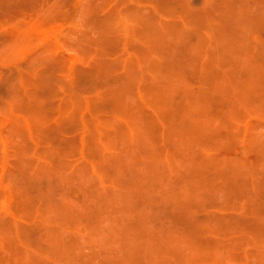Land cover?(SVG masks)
<instances>
[{"label": "rangeland", "instance_id": "1", "mask_svg": "<svg viewBox=\"0 0 264 264\" xmlns=\"http://www.w3.org/2000/svg\"><path fill=\"white\" fill-rule=\"evenodd\" d=\"M37 1H41V2H37ZM124 1L126 3H124L123 0H121V1L120 0H67V1L66 0H30V1L29 0H22V1H20V0H0V81L3 78V75H5L4 78L2 79L3 84L0 82L1 83V85H0V223L3 221V223H5V224H0V228L2 225H3V227L5 225L7 227V225L11 224V227H10V225H9V227H7L8 232H6V233L8 235H6L4 233L7 230L6 227H4V228L2 227L1 228L2 230L0 229V264H38V263L39 264H108L109 259H111V260L117 259L116 261L114 260L115 263L116 264H119V263L122 264L124 261L120 260V258H122V257L127 258L128 257L127 255L131 254L129 252L128 248H130L131 249L130 251H132V252H135V250H137V254H135L136 252L133 253V254H135V256L137 255V258L132 254L131 255V258H132L131 261L129 259L130 258V256H129V258H127L128 261L125 260V263H123V264H136V263L140 264V262H138L139 260L143 264H146V261H147V264H158V261H159V264L160 263L162 264L165 262H166V264H260V263L264 264V245L262 246V244L264 243V241L262 243V238L264 236V222H263L264 221V215H263L264 214V205H263V202H264V185H263L264 184V173H262V172H264V171H262V170H264V159H263L264 158V154H263L264 153V148H263L264 147V105H263V103H264V101H263L264 100V95H263L264 94V82H263L264 81V79H263L264 78V74H263L264 73L263 72L264 67L261 68V66H260L261 62H262V65H264V61H262V60H264V54H262V53H264V48H262V45L264 42V35H263L264 34V28H262V27H264V18L262 16H264V15L263 14H262V16L260 15L262 13L261 9L264 13V0H237L239 2H237L235 0H223V2H221L222 0H218V1L215 0L216 1L215 7H213L214 6L213 5L214 0H165V1H163V0H155V1L154 0H152V1L151 0H145V1L144 0H137V2H136V0H124ZM224 1L227 3L225 4ZM21 2H23L24 4ZM107 2H109V3H107ZM118 2H119V4H117ZM169 2H170V4H169ZM191 2H192V5H191ZM201 2H202V5L200 4ZM205 2L208 4L207 5L204 4ZM165 3H168V4L166 5ZM177 3H178V5H177ZM187 3H189L191 5L190 8H188L189 4H187ZM12 4L13 5L15 4L16 7H14L15 5L13 6ZM68 4L71 8L69 6H67ZM114 4H115V7H114ZM158 4H159V6H158ZM10 5H12L14 9ZM118 5H119V7H118ZM130 5H133V6L131 7ZM134 5L136 6V9L134 8ZM170 5H172V6L170 7ZM197 5H199L200 9H202L204 7L205 12L207 14L205 13L206 14L205 15L203 13L204 8L202 10H199ZM9 6L12 9H10ZM112 6H113V8H112ZM176 6L177 7L179 6L180 9H179V7L176 8ZM223 6H224V8H223ZM127 7H129V8H127ZM163 7H165V8H163ZM225 7H226V9H225ZM149 8H150V10H149ZM167 8H169V10L170 9L172 10V8H173V9H175L174 11H177V10L178 11L174 12L173 10L172 11L170 10V13H169ZM194 8H197L199 11L197 10L194 12ZM257 8H258V10H255ZM88 9H89V11H88ZM126 9H127V16L125 15ZM133 9H134L135 13L137 12L136 14H134V12H131V11H133ZM163 9H164V13H163ZM191 9H193L192 11L194 12L193 17L192 16L190 17V15H192V13H193V12L191 13ZM208 9H209V11L211 10V12L209 13V14H211V17L208 15V12H207ZM159 10L163 14L161 12H159ZM186 10L189 11L191 14L189 15V12H186ZM12 11H13V13H11ZM5 12H7V13H5ZM256 12L257 13L261 12V13H258V15H257ZM3 13L7 14L6 18H5L6 15H4ZM112 13H113V15H112ZM130 13H132V14H130ZM184 13H185V15H184ZM195 13H196V15H197V13H199V18H201V19H198V18L197 19L199 21L201 20V22H198V20L195 19L196 17H198V15L195 16ZM212 13L215 16H212ZM251 13H253V14L251 15ZM99 14H101V15H99ZM104 14H105V16H104ZM137 14H139L138 17H140L141 19L136 17ZM181 14H182V16L184 15L185 17L184 16L182 17ZM254 14H255V17H254ZM106 15H107V17H106ZM108 15H110V16H108ZM128 15L132 19H129ZM168 15H169V17H168ZM170 15H171V17H170ZM113 16H114V19H113ZM186 16L187 17L189 16L188 18H190V19H187ZM194 16H195V18H194ZM102 17H104L103 18L104 20L101 19ZM109 17H110V19H109ZM151 17H153V18H151ZM203 17H205V18H203ZM212 17L215 19L212 20ZM58 18H60V19H58ZM95 18H97L98 20L96 19L97 20L96 21ZM155 18H156V21H154ZM185 18L187 21L185 20ZM202 18H203V20H202ZM208 18L209 19L211 18V19L209 20ZM231 18H232V20H231ZM144 19H145V21L146 20L147 21L145 22ZM206 19H208V20H206ZM105 20H108V22L106 21L108 24L105 22ZM138 20H140V21H138ZM102 22H104L103 24H107V25H109V23L112 22L114 26H112V24H110L109 26L102 25ZM165 22H167V23H165ZM169 23H173V24H169ZM202 23H204V24L206 23L205 25L209 24V26H207L209 29H207V27H205V26H204L205 30L202 26L198 27V25L199 26L204 25ZM210 23H211V25H210ZM154 24H156L157 26ZM178 24H179V26H178ZM249 24L251 26H249ZM91 25L93 28L91 27ZM149 25H150V27H149L150 29H148ZM174 25H175L176 29H175ZM212 25L214 26L215 29L212 28L213 27ZM94 26H95V28H94ZM104 26H105V28H104ZM110 26H112L113 28L112 27L110 28ZM215 26H217L218 29L220 26V35H216V34H219V30L216 29ZM221 26H223V28ZM252 26H253V28H252ZM102 27H103V29H102ZM152 27L154 30L151 29ZM158 27H159V29H158ZM168 27L169 28L174 27L173 29H175V30H173V29L169 30ZM210 27H211V30H210ZM106 29H108V30L106 31ZM221 29H222V31H221ZM226 29L230 32L232 31L231 35L230 34L228 35V31ZM93 30H96V31H94V33H93ZM98 30H99V32H98ZM209 30L212 33L209 32ZM252 30H253V32H252ZM73 31H75L77 33V35ZM86 31H87V33H85ZM114 31L116 33H114ZM201 31H202V33H204V36L201 34ZM70 32L74 33L75 35L70 33ZM136 32H139V33L137 34ZM199 32H200V34H199ZM233 32L236 33V34H234L235 36L233 35ZM41 33H43V35ZM187 34H188V36H187ZM97 35H99V36L101 35V37H99ZM112 35H115L116 37L112 36ZM146 35L148 37H144ZM196 35L198 36V38L196 37ZM225 35L227 36V38ZM89 36H92L93 39L91 40V38ZM161 36H162V38H160ZM215 36H216V38H215ZM223 36H225V37H223ZM232 36H234L235 38ZM97 37H99L98 39L100 41L98 39H95ZM102 37H105V38H103V40H102ZM217 37H219V38H217ZM50 38H51V40H50ZM114 38H115L114 41L117 43H115L113 41ZM200 39L202 41H204L205 43L204 42L202 43V41L200 42L199 41ZM147 40H148V42H146ZM168 40H169V43L167 44ZM229 40H230L231 44L228 43ZM231 40H233L234 42H232ZM84 41H88L90 43L88 44V42H84ZM101 41H102V43H100ZM112 41L114 44L112 43ZM177 41H180L181 44ZM78 43H79V45H77ZM91 44H93V45H91ZM115 44H117V45H115ZM226 44H230V46L226 45ZM76 45L79 47H77ZM99 45L101 46L100 48H99ZM118 45H119V47H118ZM194 45L196 46V48L194 47ZM224 45H226V46L224 47ZM158 46H159V49H158ZM200 46H201V48H200ZM202 46L204 47V49ZM227 46L231 47V49L229 48V50L232 51L230 53H231V56L233 59H231L230 53L227 51L228 50V48H226ZM263 47H264V45H263ZM160 48L162 50L161 54H159ZM199 48L201 51L199 50ZM219 48H223V49L225 48L226 50L224 49L225 50L224 51L221 49L222 51L220 50V52H219V50H216ZM47 49H48V51H47ZM49 49H50V51H49ZM184 50L188 51V52H185ZM137 51H139V52H137ZM143 51L145 52L144 55L142 53ZM217 51H218V57L216 55ZM259 51L261 52V54L258 55ZM52 52H54V53L49 54ZM81 52H83L82 55H81ZM105 52H106V54H104ZM165 52H167V53H165ZM227 52L229 54H227ZM250 52H251V54H250ZM45 53H46L47 57H44V60H43V56H45ZM85 53H87V55H85ZM187 53H189V54H187ZM185 54H187V56H185ZM48 55H50V56H48ZM59 55L61 57H63L67 62L64 61V59L61 58ZM88 55L90 56L89 58H88ZM133 55H136V56H133ZM182 55L185 56V58L183 60L186 62H183V60L182 61L180 60L181 57H183ZM260 55H261V57H260ZM262 55H263V59H260V58H262ZM120 56H121V58H120ZM241 56H244L243 57L244 60H243V58L242 59L240 58ZM104 57H105V59H103ZM136 57H137V59H136ZM38 58H39V60H38ZM255 58H256V62L253 60ZM133 59L137 60L136 63H135V60H133ZM31 60L33 63L31 62ZM178 60H180L181 62ZM217 60H221V61H217ZM232 60H234V61L236 60V61L233 62ZM245 60H246V62H245ZM165 61H167V63H165ZM170 61H172L171 62L172 70L170 69L171 68L170 64H168V63H170ZM176 61H178L179 63L177 62V65L175 66ZM253 61H254V65H253ZM259 62H260V64H259ZM65 63H66V65H65ZM77 63H79V64H77ZM137 63H138V65L136 66ZM222 63L224 64V66ZM240 63H242V69H240L241 66L238 67V65ZM117 64H118V66L121 65V68H118V66L116 67ZM130 64L132 65L133 68L131 67ZM156 64L159 66V68L156 66ZM178 64H179V66H178ZM25 65H27L26 68L24 67ZM133 65H135V66H133ZM165 65H167V66H165ZM75 66H80V67L77 68ZM164 66L167 67V69ZM168 66H169L170 72H168V70H169ZM174 66H175V68H178V70L177 69L174 70V68H173ZM254 66H256V68ZM27 67H29V68H27ZM30 67L32 69L33 68H35V69H33V71H31L32 69ZM95 67H97V68H95ZM135 67H137V68H135ZM162 67H163V70L161 69ZM179 67H180V69H179ZM253 67L255 68V70ZM76 68L79 70H77ZM100 69H101V72L99 71ZM135 69H137V70L134 71ZM216 69H218V71L215 73ZM66 70L68 71V73ZM160 70L163 72H161ZM164 70H166V71H164ZM196 70H197V73H196ZM224 70H225V72H224ZM250 70L251 71L254 70V71L251 72ZM261 70L263 73L261 72ZM29 71H30V73H29ZM90 71H92V73ZM97 71H98V73L99 72L100 73L98 74ZM106 71H107V73L105 74ZM175 71L177 72V74ZM178 71L181 73L178 74L179 73ZM246 71L249 72L251 76L248 73L246 75ZM133 72H135L136 74ZM258 72H261V77H260ZM25 73L28 75H26ZM254 73H257V74H254ZM91 74H93V75L91 76ZM119 74L120 75L123 74V75L120 76ZM215 74H217V75L214 78ZM125 75L129 76L130 78L125 76ZM168 75L172 76L173 79L175 80V82ZM222 75H223V77H222ZM262 75H263V77H262ZM11 76H12V78H8ZM93 76H95L96 78L95 77H94L95 79L92 78ZM106 76H108V77H106ZM111 76L112 77L114 76L115 80H113V78H110ZM147 76H149V78L151 77L150 80ZM163 76H164V78H163ZM218 76L220 77V79L222 78L221 82L218 79ZM31 77L34 79H32ZM60 77L63 79H59ZM194 77H195V79H194ZM210 77L217 81V83H216V81L213 80V83H215L214 87H213V83H211L212 79H210V82L207 79ZM107 78H109V79H107ZM124 78H125V80H124ZM131 78L136 79L137 85H136V82H134L135 80L133 81ZM169 78H171V79H169ZM223 78L228 79L229 82L227 80H224ZM261 78L263 79V81L261 80ZM10 79H13V81L11 80L12 82H10ZM23 79H24V82H23ZM27 79H29V80H27ZM233 79H234V81H233ZM16 80H17V82L15 84ZM102 80H104V81H102ZM151 80H153V81H151ZM155 80H157L158 82ZM169 80H170V82H169ZM243 80L249 81V82L247 81V83H248L247 89L248 90H246V89L239 90L241 88V86L243 87V85L246 84V82L242 83V82H244ZM61 81L63 83H61ZM66 81H68V82L66 83ZM122 81L123 82L126 81L129 85L126 83H125L126 84L125 85ZM128 81L131 82V85ZM159 81L160 82L164 81V83H166V84H162V83L160 84ZM172 81H173V83H172ZM240 81H242V82L240 83ZM8 82H10V84ZM64 82H65V84H64ZM75 82H76V84H75ZM113 82H116L117 84H115ZM132 82L134 83L133 85H132ZM150 82H151V85H150ZM156 82L160 84L161 90H160V88H158L159 85L156 84ZM233 82H236L237 84L233 83ZM143 83L144 84L146 83V84L144 85ZM210 83L212 84V86ZM219 83H221V85L224 89L221 87V85H219ZM225 83L226 84L229 83V84H227V87L225 86L226 85ZM54 84L58 85V86H55ZM110 84H112V85H110ZM168 84L170 86H172L173 84L176 86L173 85L174 88H172V87L168 88L167 87ZM232 84H234V85L236 84V86L232 87ZM11 85H12V87H10ZM179 85H180V87H179ZM216 85H217V87H216ZM228 85H230L231 87ZM4 86H6L7 89L4 88ZM14 86L15 87L19 86L21 88L16 87V89H17L16 90ZM25 86H26V88H25ZM53 86H55V87H53ZM92 86H94V87H92ZM119 86H120L121 90H120ZM125 86L129 89L127 92H126L127 88L124 89ZM152 86H154V87L157 86V87L156 88L153 87V89H155V90H153V94L152 93L150 94L151 91L148 89H150V87H152ZM181 86L183 87V89ZM224 86L227 89H228V87L230 89H228V91H227ZM249 86L251 88L253 87L254 90L252 91ZM13 87L15 89L14 91L12 89ZM33 87H35V88H33ZM68 87H69V89H68ZM96 87H97V91H96ZM165 87L167 88V90L166 89L164 90ZM178 87H179V89H182V92H181V90H178ZM237 87H239V88L237 89ZM2 88H4V89H2ZM122 88L124 89L123 92H122ZM10 89H12V90H10ZM21 89L23 90V93H22L23 95L21 94V91H22ZM28 89H30V91H28ZM77 89H80V90L77 91ZM114 89H116V91H113ZM241 89H243V88H241ZM258 89L263 94L259 93ZM2 90H4V91H2ZM51 90H52V93H51ZM104 90H106L107 95H106V92ZM118 90H120V92ZM145 90H148V96L147 95L145 96ZM151 90H152V88H151ZM175 90L178 92H176ZM185 90H187V92ZM230 90H232V91H230ZM238 90H239V93H238ZM249 90H251L252 92H250ZM112 91H113L114 95L116 93V97H114V95L111 94ZM165 91H166V93L168 92L167 93L168 95L167 94L163 95V92L165 94ZM219 91H221V93ZM254 91H256L257 94ZM217 92H219V94ZM224 92H226L227 95ZM230 92H232V93L228 94ZM235 92L239 95H236ZM244 92H246V93L244 94ZM75 93H77V95ZM90 93H93V94H90ZM117 93H119V94H117ZM174 93L175 94L176 93H182L184 95H182V94L175 95ZM216 93H217L218 97H216V95H215ZM241 93H242L241 98L242 97L244 98V99L242 98L243 100L239 97L241 95ZM10 94H11V96H9ZM25 94H27V95H25ZM108 94H111V95H108ZM146 94H147V92H146ZM172 94H174V96ZM208 94H210V95L208 96ZM211 94L213 96H215L216 98L215 97L212 98ZM223 94H225L227 97ZM261 94L263 95V97ZM117 95H119V99L117 98L118 97ZM126 95H127V97H126ZM201 95H202V98H201ZM233 95H234V97H233ZM7 96L14 97V100H13V98H12V100L15 103L11 102L12 101L11 98L7 100V98H9ZM74 96H76V97H74ZM81 96H82V98H81ZM103 96H105V97L107 96L108 98L106 99ZM167 96H169L170 99H168ZM26 97L29 101H27ZM64 97L65 98L67 97L68 99H65ZM92 97L93 98L97 97V99H95L96 101L98 100L97 105H96V101L91 100ZM121 97L123 100L121 99ZM174 97H175V99H174ZM205 97H206V99H205ZM207 97L211 101H209V99H207ZM230 97H233V99ZM235 97H238V98H236L237 101L239 102L238 104L235 103V102H237L234 99ZM103 98H104V100H103ZM115 98H117V100ZM190 98H192V100ZM37 99H40L42 102L40 100H37ZM200 99L201 100L202 99L208 100L209 103L213 102L214 100H216V101L213 102V104L212 103L209 104L207 101L204 102L203 100H202L203 101V103H202V101H200ZM21 100H22V103H21ZM68 100H69V102H67ZM73 100H74V102H73ZM118 100H119V102H118ZM126 100L128 102L130 100L132 102V104H131V102H129V104L126 102L125 103L126 108H125L124 103H122L120 101L125 102ZM217 100L218 101L220 100V101L217 103ZM234 100H235V102L233 105ZM244 100H245V102H244ZM248 100L250 101L249 105L246 103V102H248ZM35 101H36V104H35ZM38 101H40V102H38ZM44 101H46V102H44ZM56 101L58 103H56ZM64 101H66L67 104H65L66 102L64 103ZM199 101L201 103H199ZM242 101H243V103H242ZM115 102H118V104L114 105ZM141 102H143L144 105ZM251 102L253 104H255V103L256 104L253 105ZM29 103H31V104H29ZM121 103L123 105H121ZM172 103L174 105H175V103H177L178 105L176 104V106H175L177 108H175ZM206 103H208L209 105ZM244 103L246 105H248V107ZM260 103H261V105H260ZM27 104H28L29 108L27 107ZM139 104H140V106H139ZM155 104H157V105H155ZM184 104H185V106H184ZM201 104H202V107L200 106ZM227 104H228V106H227ZM250 104H252L251 105L252 109H254V110L256 109L253 113L255 114L257 111L258 115L255 116L254 114L253 115L250 114V113H252V109L250 110V108H251ZM258 104L260 107L258 106ZM38 105H39V110H37V107H36ZM132 105H134V108L132 107ZM180 105L182 106V109H181ZM189 105H191V106L189 107ZM196 105L198 106V108ZM242 105H245V106H242ZM54 106H55V109H54ZM66 106H68L69 109ZM91 106H93L94 109ZM136 106H138V107H136ZM170 106H172L174 109L171 110L172 107H170ZM210 106L211 107L215 106L216 108L212 107V111H211ZM233 106H238V107H233ZM240 106L243 107L242 108L243 110L240 108ZM82 107H84V108H82ZM169 107L171 109H169ZM179 107H180V109H179ZM186 107H187V109H185ZM244 107H246L245 108L246 110L244 109ZM258 107L260 108V110ZM79 108L80 109L82 108L81 112H80ZM132 108H133V112H132ZM206 108L209 109V110H206V112L207 111H209V112L207 114H203V113H206L205 112ZM233 108H235V109H233ZM257 108H258V110H257ZM13 109L15 111H18V113L14 114ZM20 109H21V111H19ZM28 109H29V111H28ZM33 109H34V111H33ZM41 109L45 113H48V115H47L48 117H46V114L44 112H43V114H45V115L43 116ZM77 109H79V111H76ZM237 109H241V110H239L237 113ZM181 110H183V111H181ZM185 110H188V112H185ZM198 110L202 111V112L198 113ZM203 110H204V112H203ZM22 111L24 112L23 114H25L24 117H23ZM36 111L38 112V115L36 114L37 113ZM233 111H235V113H237V117H236V114H234L236 118L232 114ZM246 111H247V114H246ZM87 112H89V113H87ZM101 112H104V113H101ZM109 112H110V114H109ZM6 113H8V114H6ZM40 113L42 115H39ZM62 113H64V114H62ZM77 113H79V114H77ZM118 113L119 114L121 113V114L119 115ZM177 113H179V114H177ZM197 113H198V117L196 116L198 118L197 120L190 118L192 116H193V118H196L194 116L197 115ZM28 114H31V115H28ZM132 114L137 116L139 120L136 117H133L134 120L132 117H129ZM143 114H146V115H143ZM148 114L150 115V117L152 116V119L151 118H149L150 120L147 119L149 117ZM154 114H157V115H155L156 117L153 118ZM189 114H191V115H189ZM202 114H203V116H202ZM222 114H223V116H225V119H228V121H226V120L222 121L221 120ZM228 114H230V115L228 116ZM172 115H173V119L176 117V115H178L177 116L178 119L173 120ZM179 115H180V117H179ZM187 115H189L190 117L188 118ZM75 116H76V118H75ZM120 116H122V118ZM126 116L128 117L127 120H126V118H127ZM143 116L146 118V120L143 118ZM227 116H228V118H227ZM245 116H247V118ZM42 117H43V119L41 120ZM89 117L91 120L89 119ZM168 117H169V119L171 117V119L173 120V122L171 119H170V121L168 120V122H170V124H168V122H167ZM186 117H187V119H185ZM206 117H208L209 120L212 122L211 123L212 127L210 124H208L210 122ZM239 117H241V118L245 117V119L240 120L241 118H239ZM26 118L28 120H26ZM110 118H111V120H110ZM204 118H206L207 121H203ZM223 118L224 117H222V119ZM238 118H239V120H238ZM72 119H73V121H72ZM104 119H106V120H104ZM76 120L79 123L76 124L75 123ZM131 120H132V122H134V125L136 124V126H134L132 122L131 123H132L133 127L130 126L131 123L129 124V121H131ZM135 120H137V123ZM148 120L149 121L152 120V121L147 123ZM192 120L194 123L192 122ZM190 121L193 123L194 126L190 123ZM224 121H225V124H224ZM232 121H233V123H232ZM234 121H236V122H234ZM241 121H243V123ZM140 122L143 124L141 125ZM159 122L162 124H160ZM227 122L231 123V125L234 127V129L231 125H230L231 126L230 127L229 124H227ZM107 123H109L110 125ZM116 123H119L121 126L119 124L117 125ZM138 123H139V125L137 126ZM171 123L174 124V127L171 126V125H173ZM177 123H178V125H177ZM204 123H205V125H204ZM236 123H238V124H236ZM104 124L109 125V127L104 126ZM166 124H168V125H166ZM185 124H189V125H185ZM222 124H223V127L225 125L224 128L222 127ZM51 125H53V126L56 125L58 127L55 126V128H54ZM122 125H123V127H122ZM202 125H204V126H202ZM50 126H51V129L49 130ZM77 126H81L80 127L81 129ZM143 126L145 128H148V130L145 129ZM166 126H168L167 129H166ZM184 126H186L188 128H186ZM190 126H191V128H190ZM206 126H208V127L210 126V127L208 128ZM245 126H246V128H245ZM47 127H48V129H47ZM117 127H118V130L120 133L116 129ZM192 127L194 129L196 127V129L193 130ZM213 127H215V128H213ZM235 127L238 130V133H235V131H237L235 129ZM240 127H242V128H240ZM251 127H254V128H251ZM123 128H125L127 131H125V129H123ZM135 128H136V130H135ZM138 128H140L139 131H138ZM173 128L175 129V131L173 130ZM202 128L206 129V130H204L205 133L207 130L209 131V133L207 132L208 134L206 133L207 135L205 134V136H204V132L202 131ZM211 128L213 130L210 131L209 129H211ZM219 128L221 129L220 132L218 131ZM111 129H115V131L114 130L110 131ZM132 129H134V130H132ZM183 129H185V130H183ZM189 129H191V130H189ZM222 129H223L224 134L220 135V134H222ZM17 130H18V132H17ZM40 130L42 133L40 132ZM43 130L44 131L48 130V131H47V133H46V131H45V133H43L44 132ZM92 130H93V132H92ZM192 130L194 132H191ZM177 131H178V134H180V138L183 135H186V137H187V139H189V141L185 140V138H186L185 136H183L181 139H178L179 140L178 141L177 140V135H178ZM179 131L184 133V134H182V136H181V133ZM188 131H190L191 133H193L195 135L191 134L193 137L191 135H190L191 136L190 137L188 134ZM212 131H214L213 134H212ZM229 131L230 132L232 131L234 133H232V132L230 133ZM22 132H23V134H22ZM48 132H49V134H48ZM122 132L124 134V137L122 136L123 135ZM124 132H126V133H124ZM140 132H143V133H140ZM200 132H201V138H200L201 142H200V139H198V138H197V140H198V142H197V140L195 138L200 136ZM227 132H229L230 134ZM62 133H65V134H62ZM66 133H67V135H66ZM108 133H110V134L114 133V134L113 135L109 134L111 137L110 136L108 137ZM137 133H139L140 135ZM148 133L149 134L152 133L151 135H153V136L155 135V137H157V138H155V137L152 138L153 136L150 137L151 135H148ZM159 133L160 134L162 133L161 135L163 137V141H161L162 137H161V135L159 136ZM239 133H242V134L238 135ZM45 134H47L46 137H44ZM77 134H79V135H77ZM125 134H128V135H125ZM236 134L238 136H236ZM23 135L25 136V138H27V140H25ZM104 135H107V136H104ZM136 135H138V136H136ZM174 135H176V136H174ZM233 135H235V136L233 137ZM69 136H70V138H67ZM73 136H76V137H73ZM140 136H141V138L142 137H145V138L140 139ZM20 137L23 138L22 139L23 142H21ZM64 137L67 138L66 141H63ZM106 137H108V138L106 139ZM112 137H113V139H112ZM118 137L120 138V142H117V140L119 141V139H117ZM166 137H167V139H166ZM203 137H205V138L203 139ZM221 137L225 138V139L219 140V138H221ZM228 137H230V138L232 137L234 139V142L232 139H230ZM1 138H3V139H1ZM92 138H94L95 140ZM127 138L131 139V140H127ZM191 138H192V140H191ZM39 139H41L42 141ZM226 139L229 140L228 143H227ZM3 140H5L6 143H4L5 141H3ZM38 140L40 141V143ZM121 140H123V141H121ZM125 140H127V141H125ZM182 140L184 142H182ZM256 140L257 141L259 140V141L257 142ZM29 141H31V143ZM89 141H91L90 142L91 144L89 143ZM95 141H97V143H95ZM128 141H129V143H126ZM158 141H159V149H158ZM186 141H187V143H186ZM221 141H222V143H221ZM225 141H226L227 145H223V144H226ZM252 141L257 142V144L253 145L255 142L252 143ZM26 142L30 143L31 146L29 144H27ZM150 142H151V144H150ZM166 142H167V144H166ZM178 142L180 144L185 143V144H181L182 146H184V148L187 149V150L186 149L183 150L185 153L181 150L183 148ZM172 143H174V146ZM217 143L219 144L218 146H217ZM233 143H234V145H233ZM258 143L261 144V145L259 144L260 145L259 148L256 147V146H258ZM45 144H46V146H45ZM63 144L65 146H67L68 148L65 147ZM94 144L97 145L96 146L97 148L100 145V147L97 149L98 152L96 151V149L94 150V148H95L93 146ZM112 144L114 145L115 148L112 147L113 146ZM129 144L132 147H130ZM137 144H138L139 148L137 147ZM152 144H155V145H152ZM160 144H163V145L161 146ZM194 144H195V146H194ZM205 144L206 145L208 144V146L205 147ZM221 144L223 146V149H222V146H220ZM249 144H251V145L249 146ZM17 145L22 146V148L21 147L15 148L14 146H17ZM118 145H120V146H118ZM143 145L144 146L147 145V147L145 148ZM177 145H180V149H178L179 146L176 147ZM23 146H24L25 152H22V150L24 151ZM54 146H57V147L54 148ZM134 146L137 148H135ZM140 146H141V148H140ZM142 146L146 150L142 149ZM187 146H188V148H187ZM227 146H228V148H227ZM234 146H236L235 150L233 149ZM26 147L29 150L26 149ZM64 147H65V149H64ZM77 147H79V148H77ZM127 147H129V148H127ZM148 147L150 148V150ZM189 147H191L192 150H188ZM202 147L205 148L206 150L205 149H204V151L201 150V149H203ZM56 148H57V150L61 151V153L62 152L63 153L65 152V153L64 154L59 153V151L54 150ZM117 148L118 149L122 148V151L117 150ZM130 148H132V149L130 150ZM170 148H171V150H170ZM49 149L50 150L52 149V151L50 154L47 153V156H46V152H49ZM99 149L101 150L100 152H99ZM157 149H158V151H157ZM226 149H228L229 151L228 150L224 151ZM255 149H256V151H255ZM69 150L72 152H70ZM74 150H77V151H75V154L77 157L73 156ZM147 150H149L148 152L150 154H148ZM160 150H161V152H159ZM238 150L240 151L239 152L240 155L238 153H237L238 155L236 154V152H238ZM56 151H57V153H55ZM93 151H95L94 154H96V155L93 154ZM143 151L146 152L147 154L143 153ZM151 151H153V155H154V153L155 154L157 153V155H154V156L151 155ZM165 151H166V155L164 153ZM200 151L202 153H204V155H202ZM19 152H21V153H19ZM79 152H81V153H79ZM86 152L87 153L92 152L91 153L92 155L90 156V153L86 154ZM138 152H141V153L138 154ZM169 152H172V153L175 152V153H173V156H172V153L170 155ZM177 152H178V156H176ZM190 152L194 153V156H192L193 154H191ZM226 152H228V154ZM252 152L253 153L255 152V155H257L256 158H255L254 154H253V156L250 155V154H252ZM14 153H15L16 157L13 156ZM159 153L160 154L162 153V155H160ZM215 153H216V155H215ZM243 153H244V155H243ZM259 153H261L262 155ZM52 154H54V155H52ZM163 154L165 155V158L163 157L164 156ZM168 154L170 155V157ZM189 154H191L190 158L187 157V156H189ZM24 155L27 157V158L25 157L26 159H24V157H23ZM42 155H43V157H42ZM50 155H51V157H50ZM85 155H86V157H85ZM195 155H197L196 158H195ZM199 155H201L202 157ZM233 155H236V156L233 157ZM241 155H243V157ZM248 155H250V157ZM160 156H161L162 160L160 159ZM171 156L172 157L176 156L178 159L176 157L171 158ZM212 156H214V157H212ZM216 156L218 157V159L215 158ZM237 156H241V157L237 158ZM19 157H21V158L19 159ZM90 157H91V159H90ZM183 157H185V159H187V160L189 159L188 161H190V162L183 160L184 159ZM235 157L237 158V160L233 159ZM35 158H37V159H35ZM42 158H46V159L44 160ZM180 158H182V159H180ZM191 158H192V160H191ZM211 158L213 161L211 160ZM250 158H252V160H251L252 164L250 163V161H248ZM23 159L27 160L30 163L26 164L25 161H23ZM52 159H53V161H52ZM54 159L58 163L55 162ZM173 159H174V161H173ZM195 159H196V161H198V164L201 167H202L201 164L203 163L204 167L201 168L197 163H195L196 162ZM198 159H200V161ZM201 159L206 160V161H203ZM209 159H210V161H209ZM229 159H230L231 163L228 162ZM240 159H242V161ZM261 159L263 160L262 162L260 161ZM31 160L33 161V163ZM218 160H219V162H218ZM220 160L221 161L223 160L224 164L220 163L221 162ZM238 160H240L239 161L240 165H241V167H239L240 169L236 168L237 164L239 166ZM191 161L194 162L198 167L194 166V168H193ZM233 161H234V163H233ZM259 161L261 162V164ZM34 162H36V163H34ZM204 162L206 163V165H208L210 163L208 166L211 165L210 166L211 169H209V167L206 166L204 164ZM256 162H258V163L255 165L254 163H256ZM12 163L15 167L12 165ZM31 163L34 164V166L31 165L33 167H31L29 165ZM161 163L163 164L162 168L160 166ZM217 163L219 164V166H221V165L222 166L219 168L216 167L217 168L216 169L214 166H218ZM103 164H105V167ZM228 164H229V168L227 166V170H226V165H228ZM230 164H232V166H230ZM20 165H21V169H20ZM100 165H103V168ZM234 165L236 167H234ZM249 165H252V167L251 166L249 167ZM16 166H17V168H16ZM27 166H29L30 169H28V168L26 169ZM191 166H192V169H191ZM205 166H206V168H205ZM173 167H175V169H177V170H175ZM123 168H124V170H123ZM186 168H188V169H186ZM12 169L14 170L15 173H17V171L19 170L18 175L15 174ZM103 169H104V171H103ZM115 169L118 172H115ZM125 169H126V172H125ZM180 169H182V170L179 172ZM183 169L188 170L187 171L188 175H186L187 173H186V171H183ZM253 169H254V171L256 170L255 173H254ZM22 170L23 171L26 170V172L29 171L28 172L29 174L28 173L26 174V172L24 173ZM189 170H190V172H189ZM192 170L193 171L195 170V171L192 172ZM221 170H223V171H221ZM229 170H230V172H229ZM86 171L88 173L90 172V174L86 173ZM105 171H106L107 176L101 175V174H105ZM109 171H110V173H109ZM111 171L114 173H111ZM39 172H40V174H39ZM129 172H130V174H128ZM213 172H215V173H213ZM256 172H258V173L260 172L259 175L257 174V176H256ZM21 173H22V175L20 176ZM49 173H51L52 176L55 174V176H53V178H52L51 174H49ZM140 173H142V174L140 175ZM190 173H192V174H190ZM193 173L194 174L198 173L196 175L197 178L193 176ZM209 173H213L214 175L213 174L209 175ZM217 173H218V175H217ZM45 174H46V176H44ZM184 174L187 176V178L189 176L193 178V179L189 178L192 183L188 179V182H190V185H189V183H187V180H186L187 178H184L185 177ZM6 175H7V177H6ZM15 175H17V177H15ZM71 175H72L74 180L71 178ZM113 175L117 176V178L114 177ZM178 175H179V178H178ZM239 175H241V177H239ZM261 175H262V178H261ZM34 176H35V178H34ZM75 176L77 177V179H80L81 181L76 180ZM205 176H207V178L204 179ZM258 176L261 179H259ZM21 177H23L22 178L23 180L21 179ZM45 177L47 180L43 179ZM16 178L18 180H16ZM28 178H30V179H28ZM58 178H61V179H58ZM107 178L109 179L108 182H110V183L106 182ZM142 178H144V179H142ZM182 178L185 179V180H183V183H182V180L181 181L178 180V179H182ZM194 178H196V180ZM225 178H226L227 182L224 180ZM239 178H241V179L239 180ZM55 179H57L56 180L57 184H55L56 183ZM64 179H65V182H64ZM198 179L201 182H199ZM229 179H230V181H228ZM256 179H257V181H256ZM4 180L6 183L4 182ZM58 180L61 182H59ZM67 180L69 183L67 182ZM122 180H123V182H122ZM223 180L226 184H222ZM25 181H26V183H25ZM111 181L114 182L115 185L112 184ZM115 181H118V182H115ZM140 181H142V182H140ZM179 181L181 183H179ZM202 181H204L206 183V185L204 184L205 186H207L209 182H211V183H209V185L203 189V187H205V186L204 185H202L203 187L201 186V183H203ZM250 181L252 184L250 183ZM254 181H255V183H254ZM17 182H18V184H17ZM70 182H72L74 185L71 186L72 183H70ZM77 182H79V183H77ZM219 182H221V183L219 184ZM228 182H230V183H228ZM260 182L263 184H261ZM154 183H156V184H154ZM19 184H21V185L24 184V185H22V188H21V185H19ZM42 184H44L43 185L44 187L42 186ZM83 184L85 185V187L83 186ZM191 184H193V187ZM194 184L197 185V188L196 187L194 188ZM152 185H153V187H152ZM224 185H226V186H224ZM18 186L20 187V190L18 189L19 188ZM29 186L32 187V188H30V190H28ZM38 186L39 187L41 186V187L39 188ZM54 186H56V188ZM77 186H79V188H77ZM223 186L227 190L222 189ZM69 187L71 189H69ZM155 187L158 188V190H156L157 188L154 190L156 192L152 191ZM230 187H232V189ZM256 187L260 188V191H258V194H257V188ZM259 188H258V190H259ZM22 189H24V190H23V193L21 194ZM47 189L49 190L48 195H47ZM144 189L146 192L148 191L149 194L147 192V194L144 193V195H143L142 191ZM193 189H195V190L197 189V191H192ZM198 189H199V191H198ZM207 189L209 191L210 190L211 191L208 193ZM66 190L67 191L69 190V192L67 193ZM178 190H179V192H178ZM189 190L193 194H190ZM215 190H218V191H216V194H215ZM24 191L26 192L25 197H24V194H25ZM30 191L32 192L33 195L31 194ZM60 191H62V192H60ZM145 191H143V192H145ZM226 191H228L229 193L233 192L234 194L233 193L229 194ZM77 192H79V193H77ZM205 192H206V194H205ZM43 193H44V195H43ZM90 193H92V195ZM96 193H98V195ZM151 193H155V197H153V194H151ZM157 193H159V194L157 195ZM182 193L185 196L189 195V197H190V195H192L191 199H185L187 197H185L184 195H183L184 199H182L183 198ZM198 193H200V194L204 193L203 194L204 200H202V198H203L202 195H198ZM210 193L213 194V196L210 195ZM19 194H21V195H19ZM100 194H101V196H99ZM259 194L261 195V200H260ZM51 195L53 196V199H52L53 201L51 200L49 203L48 200H49V198L52 197ZM176 195H177V198L175 197ZM214 195H215V198H214ZM17 196H19V197L17 198ZM30 196H32V197L30 198ZM96 196H99L98 197L99 199ZM198 196H199V198H197ZM229 196H231V197H229ZM26 197H28L27 200H24ZM83 197H84V199H83ZM152 197L155 198L156 200H158V202L156 200L154 201L153 199H151ZM157 197H159L160 199H157ZM179 197H180V199H182L180 205H179V203H180ZM193 197L195 200H193ZM205 197H206V199H205ZM226 197L230 200H228ZM250 197H251V200H250ZM42 198H44V199H42ZM233 198H235V199H233ZM31 199L33 200L34 203L31 201ZM77 199H79V200H77ZM86 199H87V201H86ZM198 199H200L201 202ZM214 199L217 201H222V202H217ZM253 199H256V200H253ZM4 200H5L6 206L4 205V207H3L2 204H4V202H1V201H4ZM148 200H150V201L152 200V202H149ZM227 200L230 202L231 201H233V202L230 203ZM241 200H242V202H241ZM26 201H28V203ZM223 201L225 202V204H228L227 208L230 210H226L227 208L225 209V207H226L225 204H224L225 205L224 208H223V206H221L224 203ZM237 201H239L238 204H237ZM29 202H30V204H29ZM45 202L48 203V205L44 206V204H46ZM138 202H140L139 204H141V206H139V204L137 205ZM148 202H149V204H148ZM155 202H156V204H155ZM175 202L177 204H175ZM193 202H195V203H193ZM197 202H199V203H197ZM23 203H27L29 209H27L26 204L23 205ZM52 203H53V205H52ZM86 203H88V205H86ZM172 203H174V204H172ZM233 203L235 204V206H233ZM32 204H33V206H32ZM36 204H37V206H36ZM93 204H94V206H93ZM135 204H136V207L133 206ZM213 204L218 205V207H220V209L222 207V210H220L217 206H213ZM249 204H250V207H249ZM20 205H23V206L20 207ZM50 205H51L52 210L50 208ZM84 205H85V207H84ZM103 205H105V206L103 207ZM158 205H159V208H158ZM175 205H177V207ZM178 205H179V207H178ZM236 205H237V207H236ZM29 206H31V207H29ZM38 206H39V211L37 208ZM56 206H59V207H56ZM137 206H138V209H137ZM147 206H148V208H147ZM153 206H154V208H155V206L157 207L156 210L153 209ZM182 206H184V207L182 208ZM5 207L8 209L6 210ZM25 207H26V211H25ZM32 207H33V209H30ZM55 207L58 210V215H57V210L55 209ZM60 207H62V208H60ZM131 207L134 209L136 208L137 210L136 209L134 210ZM202 207H205V208L202 209ZM238 207H239V209H238ZM43 208L46 209V211H45V212H47L46 214H45V212L42 211ZM88 208L89 209L93 208L92 212H90L91 209L89 210ZM114 208H116L117 210L115 209L116 210L115 211ZM185 208H187V209H185ZM250 208H251V211H253V212H251L252 214L249 213ZM253 208H255V210H253ZM9 209H10V211H9ZM59 209L62 211L60 212ZM180 209H182V210L180 211ZM196 209H198V210H196ZM246 209H249V210H246ZM47 210H49V211H47ZM93 210L95 211V213H93ZM112 210H114L116 214L115 213L112 214L110 212ZM169 210L173 213H171V212L168 213ZM186 210L187 211L190 210L189 212H191V214L189 212H186ZM202 210H204V212ZM18 211H20V212H18ZM70 211H71V213H73L72 215H70L71 214ZM97 211H98V214L96 213ZM104 211H106V212L108 211L107 214ZM154 211H156L157 213ZM177 211H179L181 213H179V212L177 213ZM182 211H184V214L182 213ZM199 211H201V212H199ZM218 211H220L221 213ZM245 211H247V212H245ZM66 212H67V215H65ZM101 212L102 213L104 212L103 213L104 215ZM117 212H119V213H117ZM223 212H226L224 214L225 218L228 217V219H230V221H228V219L226 220L223 218L224 217V215L222 214ZM227 212H230V213H227ZM243 212L245 214H247V213H249V214L245 215ZM59 213H61V214L64 213V214H62V216H61V214H59ZM124 213H125V215H123ZM152 213H153V215H152ZM154 213H155V215H154ZM162 213L165 216V218H164V216L162 217ZM175 213H176V215H175ZM217 213H219V215H220L219 221L215 220V216L217 219V215H218ZM232 213H234V214L232 215ZM166 214H168V215H166ZM69 215H70V217L66 218ZM90 215H91V218H89ZM95 215H96V218H93V217H95ZM101 215H102V218H101ZM169 215L172 217L168 218ZM189 215H191V216L189 217ZM192 215H193V217H192ZM195 215L196 216L199 215L198 216L199 219H197V217ZM234 215L237 217L236 220L232 219V218H234ZM77 216H80V217H77ZM98 216L101 218V220L99 219ZM118 216L119 217L121 216V218H120L121 220L119 219ZM123 216H124V218H123ZM152 216H155L153 220H151L153 218ZM239 216H240V218H239ZM207 217H209V218H207ZM221 217H222V219H221ZM244 217H246V218H244ZM251 217H252L253 221L251 220ZM1 218H2V221H1ZM59 218H60V220H59ZM86 218L88 220H86ZM111 218H113V219L111 220ZM126 218L129 220H127ZM257 218H260L261 221ZM11 219H12V222H10ZM90 219H93V221L91 222ZM125 219H126V221H125ZM193 219H196V220H193ZM255 219H257V220L255 221ZM5 220H7V221H5ZM61 220H62V223H61ZM71 220H72L73 224L71 223ZM94 220H96V221H94ZM119 220L121 222H119ZM136 220H138V221L136 222ZM176 220L178 223H175ZM220 220H222L221 226L219 225ZM213 221H214V223H213ZM6 222H10V223L6 224ZM21 222H23V223H21ZM40 222H41V225H39ZM86 222L88 223V226H86V224H87ZM94 222L96 223L97 227H96ZM244 222H245V224H244ZM92 223L94 225H92ZM117 223H119V225ZM206 223H208V225ZM215 223L218 224L219 226L216 225ZM90 224H91V226H89ZM135 224L137 226H135ZM175 224L177 225V227ZM242 224L244 226L243 228H242ZM27 225L30 227H28ZM33 225H35V228H37V229H35ZM215 225L218 226L217 227L218 229L216 228ZM222 225L226 226V227L223 228ZM245 225H246V227H245ZM93 226H95V227H93ZM181 226L182 227L185 226L184 230L185 229H187V230H185V232L181 231V230H183V228L181 229ZM204 226H206V227L208 226V230H207V228L205 229ZM232 226H233V228H231ZM13 227L15 228V230ZM40 227L44 228V230L42 231V229ZM179 227H180V229H178ZM202 227L204 229H202ZM84 228H85V232H84ZM220 228H221V231L223 228L224 234L222 232H220ZM228 228H230V229H228ZM12 229H13V231H12ZM3 230H5V231H3ZM29 230L31 233H27V232H29ZM19 231L22 232L23 235L21 233H19ZM188 231H190V232H188ZM225 231H227V232H225ZM43 232L46 235H44ZM88 232H89V234H88ZM117 232H118V234H117ZM179 232H180V236L178 239ZM197 232H199V233L201 232L202 234L199 235ZM245 232L247 233V235L249 237H251V239H250L251 241L249 239H247L248 236L246 235ZM41 233L44 235L45 238L43 237V235ZM108 233H110V234H108ZM189 233H191V234L188 235ZM231 233H233V234H231ZM234 233H236V234H234ZM35 234L36 235L38 234V237ZM59 234H60V236H62L61 238H58V237H60V236H58ZM181 234H182V236H181ZM121 235H122V237H121ZM175 235L177 236V238ZM226 235H228V236H226ZM240 235H244L245 237L244 236L242 237ZM254 235H255V238L257 240L254 239ZM6 236H8V237H6ZM188 236L189 237L192 236V238L189 239ZM195 236H199V239H198V237L196 239H194ZM212 236H214V238ZM235 236H237V237L240 236V238L234 239ZM12 237H14L15 240H13ZM123 237H124V239H122ZM201 237H202V239H204V237L207 239V240L206 239L204 240L205 243H203V240L201 239ZM209 237H212V238H210L208 240ZM215 237H216V239H215ZM27 238L30 241H28ZM46 238H47V241L45 240ZM70 238H71V241H69ZM75 238H76V241H75L76 244L74 242ZM77 238H79V239H77ZM118 238H119V240H118ZM160 238H161V240H159ZM11 239H12V241H11ZM40 239L42 241H40ZM170 239H173L172 240L173 243H170L171 242ZM197 239H198V241H197ZM229 239H232V240H229ZM33 240H35V241H33ZM121 240H123V241H121ZM221 240H222V242H221ZM32 241H33V243H31ZM43 241L46 242V244L47 243H51V244L50 245L47 244V246H46V244ZM57 241H58V243H57ZM217 241H219L220 243ZM233 241H235L234 245L231 246V244H233ZM257 241L260 242V244L257 243ZM13 242H15V243L13 244ZM68 242H70V243H69V246L67 247ZM158 242H160V245L158 244ZM162 242H164L165 246L163 245ZM196 242H197V244H196ZM206 242H209V243H206ZM228 242H231V244ZM37 243L39 245L41 244L39 249H37L36 247H33V246H37L38 245ZM123 243H124V245H123ZM154 243H155V245H154ZM161 243H162V245H161ZM165 243H167V245ZM175 243H176V245H177V243H179V244L177 246H175ZM199 243H201V244H199ZM227 243L229 245H227ZM242 243H243V245H242ZM252 243H253V245H251ZM71 244H72V246H71ZM126 244H127V246H126ZM206 244H207V246H205ZM39 245H38V247H39ZM91 245L92 246L95 245V246L92 247ZM219 245H220V247L222 245L221 249H219ZM225 245H227V247ZM256 245H257V247H256ZM12 246H14V247H12ZM50 246L52 247V249ZM70 246H71V248H70ZM112 246H114V248ZM178 246L180 248L177 250ZM199 246H202L201 248H203V246L206 248L210 247L209 248L210 250L208 249L209 251L207 252V249L203 248L204 251H202V250H200ZM240 246H241V248H239ZM260 246H262V247H260ZM75 247H77L79 249H77V248L75 249ZM171 247L172 248L174 247L176 249H174V248L171 249ZM44 248H46V250H48L45 253L40 251V250L45 251ZM57 248H59V250H55ZM135 248H137V249H135ZM156 248L157 249L165 248V249L164 250L162 249L161 250L162 253H161L159 250L157 251ZM217 248H218V250L216 252ZM12 249H14L15 251ZM74 249H75V251H73ZM111 249L114 251H112ZM126 250L129 254H126ZM254 250L256 252H252ZM117 251L119 252V254ZM142 251H143V253H142ZM156 251H157V253H156ZM52 252H53V254H51ZM111 252L113 254H111ZM202 252H204V253L202 254ZM205 252L208 254H205ZM98 253H99V255H98ZM101 253H103V254L101 255ZM237 253H240L241 255L237 254ZM253 253H255L256 255H253ZM56 254H57V256H56ZM96 254L99 257H96ZM216 254L217 255L219 254V255L217 256ZM220 254H221V256H220ZM114 255H115V257H114ZM117 255H118V257H117ZM138 255H139V257H138ZM179 255L182 258L179 257ZM200 255L202 257H204V259L202 257H200ZM210 255H212V256H210ZM213 255L214 256L216 255V256L214 257ZM243 255L245 257H243ZM176 256L178 258H180V260H182V261L184 258L185 259L184 262L183 263H182V261L180 262ZM205 256H206V258H205ZM209 256H210V259L212 258L211 260L209 259ZM235 256H236V258H235ZM257 256H259V257H257ZM141 257L143 259H140ZM150 257L151 258L155 257V259L152 260V259H150ZM233 257H234V259H233ZM74 258L76 260H74ZM119 260H120V262H119ZM136 260H137V262H136ZM234 260H237V261H234ZM74 261H76V262L74 263ZM121 261H122V263H121ZM197 261H199V262H197ZM109 263L112 264L114 262L111 261Z\"/></svg>", "mask_w": 264, "mask_h": 264}, {"label": "bare ground", "instance_id": "2", "mask_svg": "<svg viewBox=\"0 0 264 264\" xmlns=\"http://www.w3.org/2000/svg\"><path fill=\"white\" fill-rule=\"evenodd\" d=\"M20 1H22V0H20ZM29 1H30V0H29ZM66 1H67V0H66ZM120 1H121V0H120ZM144 1H145V0H144ZM144 1H143V2H144ZM151 1H152V0H151ZM154 1H155V0H154ZM163 1H165V0H163ZM216 1H218V0H216ZM216 1L214 0V4H213L214 6H213V7H215V2H216ZM235 1H237V0H235ZM31 2H32V1H31ZM37 2H41V1H37ZM123 2L126 3L124 0H123ZM136 2H137V0H136ZM221 2H223V0H222ZM224 2H225V1H224ZM237 2H239V1H237ZM21 3H23V2H21ZM107 3H109V2H107ZM107 3H106V4H107ZM124 3H123V4H124ZM226 3H227V2H225V4H226ZM23 4H24V3H23ZM46 4H47V3H46ZM117 4H119V2H118ZM165 4L167 5L168 3H165ZM165 4H164V5H165ZM169 4H170V2H169ZM183 4H184V3H183ZM187 4H189V3H187ZM200 4L202 5V2H201ZM204 4L207 5L208 3L205 2ZM204 4H203V5H204ZM228 4H229V3H228ZM12 5H13V4H12ZM12 5H10V6H12ZM14 5H15V4H14ZM14 5H13V6H14ZM36 5H37V4H36ZM177 5H178V3H177ZM185 5H186V4H185ZM191 5H192V2H191ZM191 5L189 4V7H188V6H187V7L190 8ZM10 6H9V7H10ZM13 6H12V8H13ZM67 6H69V4H68ZM130 6L132 7L133 5H130ZM130 6H129V7H130ZM158 6H159V4H158ZM158 6H157V7H158ZM168 6H169V5H168ZM168 6H167V7H168ZM171 6H172V5H170V7H171ZM179 6H180V5H179ZM179 6H178V7H179ZM197 6H198V9H199V10H202V9L204 8V7H203L202 9H200V8H199V5H197ZM14 7H16V5H15ZM69 7H70V6H69ZM114 7H115V4H114ZM118 7H119V5H118ZM121 7H122V6H121ZM129 7H127V8H129ZM174 7H175V6H174ZM178 7L176 6V8H178ZM180 7H181V6H180ZM180 7H179V9H180ZM205 7H206V6H205ZM232 7H233V6H232ZM246 7H247V6H246ZM12 8L10 7V9H12ZM70 8H71V7H70ZM112 8H113V6H112ZM125 8H126V7H125ZM134 8L136 9V6H135V5H134ZM163 8H165V7H163ZM185 8H186V7H185ZM206 8H207V7H206ZM208 8H209V7H208ZM218 8H219V7H218ZM223 8H224V6H223ZM223 8H222V9H223ZM13 9H14V8H13ZM195 9H196V10H195ZM198 9H197V8H194V12L197 11ZM209 9H210V8H209ZM209 9H208L207 12H208V15L211 17V14H209V13L211 12V10L209 11ZM225 9H226V7H225ZM16 10H17V9H16ZM149 10H150V8H149ZM167 10H168V12L170 13V10H171V9L169 10V8H167ZM172 10L174 11L175 9L172 8ZM172 10H171V11H172ZM189 10H190V9H189ZM192 10H193V9H191V13L193 12ZM199 10H198V11H199ZM203 10H204L203 13L205 14V13H206V12H205V8H204ZM217 10H218V9H217ZM223 10H224V9H223ZM255 10H258V8L255 9ZM8 11H9V10H8ZM13 11H14V10H13ZM13 11H12L11 13H13ZM88 11H89V9H88ZM116 11H117V10H116ZM122 11H123V10H122ZM136 11H137V10H136ZM177 11H178V10H177ZM177 11H174V12H177ZM179 11H180V10H179ZM224 11H225V10H224ZM131 12H134V9H133V11H131ZM159 12H161V11L159 10ZM174 12H173V13H174ZM186 12H189V11L186 10ZM194 12L192 13V15H190L191 13L189 12L190 17H191V16L193 17ZM251 12H252V11H251ZM261 12H262V13H261ZM261 12H258V13H261V14H260L261 16H262V14L264 15L262 9H261ZM5 13H7V12H5ZM87 13H88V12H87ZM108 13H109V12H108ZM113 13H114V12H113ZM113 13H112V15H113ZM125 13H126V14H125ZM125 13H124V14L127 16V9H126V12H125ZM128 13H129V12H128ZM136 13H137V12H136ZM136 13L134 12V14H136ZM150 13H151V12H150ZM161 13H162V12H161ZM163 13H164V9H163ZM163 13H162V14H163ZM171 13H172V12H171ZM180 13H181V12H180ZM199 13H200V12H199ZM199 13H197L198 17H196V18H195V16H197V15H196V13H195V16H194L195 19H197V18H198V19H201V18H199ZM256 13H257V12H256ZM256 13H255V14H256ZM258 13H257V15H258ZM3 14H4V13H3ZM14 14H15V13H14ZM20 14H21V13H20ZM110 14H111V13H110ZM130 14H132V13H130ZM130 14H129V15H130ZM206 14H207V13H206ZM206 14H205V15H206ZM252 14H253V13H251V15H252ZM255 14H254V17H255ZM4 15H6V16H5V18H6V17H7V14H4ZM4 15H3V16H4ZM59 15H60V14H59ZM87 15H88V14H87ZM99 15H101V14H99ZM112 15H111V16H112ZM129 15H128V18H129V19H132V18L129 17ZM138 15H139V14H137L136 17H138ZM147 15H148V14H147ZM171 15H172V14H171ZM171 15H170V17H171ZM184 15H185V13H184ZM184 15H183V16H184ZM104 16H105V14H104ZM108 16H110V15H108ZM142 16H143V15H142ZM165 16H166V15H165ZM181 16H182V14H181ZM183 16H182V17H183ZM212 16H215V15L212 13ZM98 17H99V16H98ZM106 17H107V15H106ZM168 17H169V15H168ZM184 17H185V16H184ZM188 17H189V16H188ZM188 17L186 16L187 19H190V18H188ZM262 17L264 18V16H262ZM8 18H9V17H8ZM103 18H104V17H102L101 19H103ZM138 18H140V17H138ZM142 18H143V17H142ZM151 18H153V17H151ZM158 18H159V17H158ZM172 18H173V17H172ZM186 18H185V20H186ZM203 18H205V17H203ZM203 18H202V20H203ZM263 18H262V19H263ZM1 19H2V18H1ZM58 19H60V18H58ZM58 19H57V20H58ZM86 19H87V18H86ZM96 19H97V18H95V20H96ZM101 19H100V20H101ZM106 19H107V18H106ZM109 19H110V17H109ZM113 19H114V16H113ZM140 19H141V18H140ZM145 19H146V18H145ZM145 19H144V21H145ZM183 19H184V18H183ZM198 19H197V20H198ZM208 19H209V18H208ZM208 19H206V20H208ZM210 19H211V18H210ZM210 19H209V20H210ZM214 19H215V18L212 17V20H214ZM97 20H98V19H97ZM97 20H96V21H97ZM103 20H104V19H103ZM136 20H137V19H136ZM136 20H135V21H136ZM157 20H158V19H157ZM193 20H194V19H193ZM206 20H205V21H206ZM231 20H232V18H231ZM106 21L108 22V20H105V22H106ZM138 21H140V20H138ZM146 21H147V20H146ZM146 21H145V22H146ZM154 21H156V18H155ZM186 21H187V20H186ZM215 21H216V20H215ZM58 22H59V21H58ZM86 22H87V21H86ZM93 22H94V21H93ZM107 22H106V23H107ZM198 22H201V20H200V21L198 20ZM208 22H209V21H208ZM103 23H104V22H102V25H107V24H108V23H107V24H103ZM165 23H167V22H165ZM180 23H181V22H180ZM206 23H207V22H206ZM206 23H205V24H206ZM80 24H81V23H80ZM93 24H94V23H93ZM93 24H92V25H93ZM110 24H112V26H114L112 22H110L109 25H110ZM150 24H151V23H150ZM169 24H173V23H169ZM202 24H204V23H202ZM205 24H204V25H200V26L198 25V27H201V26H202V27L204 28V30H205V27L209 26V24H208V25H205ZM92 25H91V27H92ZM109 25H107V26H109ZM154 25H156V24H154ZM167 25H168V24H167ZM196 25H197V24H196ZM210 25H211V23H210ZM112 26H110V28H111ZM146 26H147V25H146ZM152 26H153V25H152ZM156 26H157V25H156ZM168 26H169V25H168ZM178 26H179V24H178ZM204 26H205V27H204ZM212 26H213V25H212ZM249 26H251V25L249 24ZM45 27H46V26H45ZM139 27H140V26H139ZM149 27H150V25L148 26V29H150ZM174 27H175V25H174ZM174 27H173V28H174ZM215 27H216V29H218L217 26H215ZM221 27L223 28V26H221ZM255 27H256V26H255ZM86 28H87V27H86ZM92 28H93V27H92ZM92 28H91V29H92ZM94 28H95V26H94ZM100 28H101V27H100ZM104 28H105V26H104ZM112 28H113V27H112ZM168 28H169V27H168ZM173 28L170 27L169 30H171V29H173ZM212 28H214V26H213ZM225 28H226V27H225ZM228 28H229V27H228ZM232 28H233V27H232ZM252 28H253V26H252ZM262 28H264V27H262ZM102 29H103V27H102ZM141 29H142V28H141ZM151 29H153V27H152ZM156 29H157V28H156ZM158 29H159V27H158ZM175 29H176V27H175ZM175 29H173V30H175ZM207 29H209V28L207 27ZM214 29H215V28H214ZM99 30H100V29H99ZM99 30H98V32H99ZM107 30H108V29H106V31H107ZM113 30H114V29H113ZM136 30H137V29H136ZM142 30H143V29H142ZM153 30H154V29H153ZM210 30H211V27H210ZM210 30H209V32H211ZM218 30H219V34H216V35H220V26H219V29H218ZM218 30H217V31H218ZM226 30H227V29H226ZM70 31H71V30H70ZM87 31H88V30H87ZM87 31H86L85 33H87ZM94 31H96V30H93V33H94ZM221 31H222V29H221ZM224 31H225V30H224ZM227 31H228V30H227ZM73 32H75V31H73ZM104 32H105V31H104ZM141 32H142V31H141ZM207 32H208V31H207ZM214 32H215V31H214ZM231 32H232V31H231ZM231 32L228 31V35H229V34L231 35ZM252 32H253V30H252ZM70 33H72V32H70ZM75 33H76V32H75ZM114 33H116V32L114 31ZM114 33H113V34H114ZM136 33L138 34L139 32H136ZM211 33H212V32H211ZM245 33H246V32H245ZM260 33H261V32H260ZM41 34L43 35V33H41ZM72 34H74V33H72ZM95 34H96V33H95ZM101 34H102V33H101ZM107 34H108V33H107ZM109 34H110V33H109ZM199 34H200V32H199ZM201 34L204 36V33H202V31H201ZM234 34H236V33L233 32V35H234ZM42 35H41V36H42ZM74 35H75V34H74ZM74 35H73V36H74ZM76 35H77V33H76ZM197 35H198V34H197ZM197 35H196V37L198 38L199 35H198V36H197ZM202 35H201V36H202ZM210 35H211V34H210ZM221 35H222V34H221ZM260 35H261V34H260ZM263 35H264V34H263ZM68 36H69V35H68ZM92 36H93V35H92ZM92 36H89V37L91 38V40L93 39ZM94 36H95V35H94ZM97 36H99V35H97ZM102 36H103V35H102ZM112 36H115V35H112ZM187 36H188V34H187ZM225 36H226V35H225ZM225 36H223V37H225ZM234 36H235V35H234ZM234 36H232V37H234ZM95 37H96V36H95ZM99 37H101V35H100ZM99 37H97V38H95V39H98ZM115 37H116V36H115ZM144 37H148V36L146 35V36H144ZM144 37H143V38H144ZM185 37H186V36H185ZM52 38H53V37H52ZM70 38H71V37H70ZM103 38H105V37H102V40H103ZM160 38H162V36H161ZM215 38H216V36H215ZM217 38H219V37H217ZM226 38H227V36H226ZM228 38H229V37H228ZM234 38H235V37H234ZM95 39H94V40H95ZM50 40H51V38H50ZM98 40H99V39H98ZM98 40H97V41H98ZM104 40H105V39H104ZM114 40H115V38L113 39V41H114ZM144 40H145V39H144ZM144 40H143V41H144ZM195 40H196V39H195ZM209 40H210V39H209ZM99 41H100V40H99ZM113 41H112V43H113ZM166 41H167V40H166ZM199 41L201 42L202 40L200 39ZM210 41H211V40H210ZM231 41L234 42L233 40H231ZM84 42H88V41H84ZM92 42H93V41H92ZM114 42H115V41H114ZM146 42H148V40H147ZM177 42H179V43L181 44L180 41H177ZM203 42H204V41H202V43H203ZM236 42H237V41H236ZM89 43H90V42H88V44H89ZM100 43H102V41H101ZM115 43H117V42H115ZM119 43H120V42H119ZM168 43H169V40H168L167 44H168ZM204 43H205V42H204ZM228 43L231 44L230 40H229ZM237 43H238V42H237ZM61 44H62V43H61ZM113 44H114V43H113ZM121 44H122V43H121ZM132 44H133V43H132ZM139 44H140V43H139ZM200 44H201V43H200ZM230 44H226V45H229V46H230ZM77 45H79V43H78ZM77 45H76V46H77ZM91 45H93V44H91ZM97 45H98V44H97ZM97 45H96V46H97ZM115 45H117V44H115ZM157 45H158V44H157ZM198 45H199V44H198ZM202 45H203V44H202ZM226 45H224V47H225ZM263 45H264V42H263ZM263 45H262V48H264ZM94 46H95V45H94ZM141 46H142V45H141ZM168 46H169V45H168ZM77 47H79V46H77ZM100 47H101V46L99 45V48H100ZM118 47H119V45H118ZM131 47H132V46H131ZM133 47H134V46H133ZM194 47L196 48L195 45H194ZM197 47H198V46H197ZM202 47H203V46H202ZM95 48H96V47H95ZM99 48H98V49H99ZM142 48H143V47H142ZM169 48H170V47H169ZM186 48H187V47H186ZM200 48H201V46H200ZM200 48H199V50H200ZM226 48H228L227 51H228L229 53L232 52L231 50H229V48L231 49V47H228V46H227ZM133 49H134V48H133ZM158 49H159V46H158ZM203 49H204V47H203ZM221 49L224 50L225 48H224V49H223V48H219V49H216V50H219V52H220ZM144 50H145V49H144ZM187 50H188V49H187ZM222 50H221V51H222ZM225 50H226V49H225ZM225 50H224V51H225ZM47 51H48V49H47ZM49 51H50V49H49ZM99 51H100V50H99ZM161 51H162V50H161V48H160V53H159V54H161ZM184 51H185V50H184ZM200 51H201V50H200ZM83 52H84V51H83ZM83 52H81V55H82ZM120 52H121V51H120ZM137 52H139V51H137ZM185 52H188V51H185ZM185 52H184V53H185ZM228 52H227V54H229ZM53 53H54V52L49 53V54H53ZM93 53H94V52H93ZM108 53H109V52H108ZM142 53H143V55H144L145 52L143 51ZM165 53H167V52H165ZM75 54H76V53H75ZM104 54H106V52H105ZM113 54H114V53H113ZM187 54H189V53H187ZM187 54H185V56H187ZM210 54H211V53H210ZM215 54H216V53H215ZM250 54H251V52H250ZM259 54H261L260 51L258 52V55H259ZM262 54H264V53H262ZM85 55H87V53H85ZM97 55H98V54H97ZM100 55H101V54H100ZM108 55H109V54H108ZM116 55H117V54H116ZM178 55H179V54H178ZM216 55H217V57H218V51H217V54H216ZM239 55H240V54H239ZM48 56H50V55H48ZM59 56H60V55H59ZM104 56H105V55H104ZM109 56H110V55H109ZM123 56H124V55H123ZM133 56H136V55H133ZM139 56H140V55H139ZM182 56H183V55H182ZM185 56L181 57L180 60L182 61V60L185 58ZM224 56H225V55H224ZM227 56H228V55H227ZM230 56H231V53H230ZM230 56H229V57H230ZM44 57H47V56H46V53H45V56H43V60H44ZM53 57H54V56H53ZM55 57H56V56H55ZM60 57H61V56H60ZM89 57H90V56L88 55V58H89ZM160 57H161V56H160ZM178 57H179V56H178ZM190 57H191V56H190ZM243 57H244V56H241L240 58L242 59ZM260 57H261V55H260ZM61 58H63V57H61ZM80 58H81V57H80ZM108 58H109V57H108ZM120 58H121V56H120ZM133 58H134V57H133ZM179 58H180V57H179ZM205 58H206V57H205ZM212 58H213V57H212ZM63 59H64V58H63ZM97 59H98V58H97ZM103 59H105V57H104ZM112 59H113V58H112ZM136 59H137V57H136ZM189 59H190V58H189ZM217 59H218V58H217ZM222 59H223V58H222ZM231 59H233L232 56H231ZM260 59H263V55H262V58H260ZM38 60H39V58H38ZM41 60H42V59H41ZM43 60H42V61H43ZM87 60H88V59H87ZM108 60H109V59H108ZM133 60H135V59H133ZM180 60H178V61H180ZM186 60H187V59H186ZM223 60H224V59H223ZM239 60H240V59H239ZM243 60H244V58H243ZM253 60L256 62V58L253 59ZM64 61H66V60L64 59ZM96 61H97V60H96ZM111 61H112V60H111ZM111 61H110V62H111ZM113 61H114V60H113ZM130 61H131V60H130ZM136 61H137V60H135V63H136ZM178 61L175 62L176 64L174 63L175 66L177 65V62H178ZM181 61H180V62H181ZM217 61H221V60H217ZM229 61H230V60H229ZM232 61L235 62L236 60H235V61L232 60ZM240 61H241V60H240ZM254 61H253V65H254ZM262 61H264V60H262ZM22 62H23V61H22ZM31 62H32V60H31ZM66 62H67V61H66ZM97 62H98V61H97ZM171 62H172V61H170V63H168V64H170V66L172 65ZM183 62H186V61L183 60ZM183 62H182V63H183ZM222 62H223V61H222ZM245 62H246V60H245ZM24 63H25V62H24ZM32 63H33V62H32ZM135 63H134V64H135ZM165 63H167V61H165ZM165 63H164V64H165ZM178 63H179V62H178ZM182 63H181V64H182ZM225 63H226V62H225ZM238 63H239V62H238ZM257 63H258V62H257ZM18 64H19V63H18ZM77 64H79V63H77ZM222 64H223V63H222ZM255 64H256V63H255ZM259 64H260V62H259ZM19 65H20V64H19ZM63 65H64V64H63ZM65 65H66V63H65ZM82 65H83V64H82ZM85 65H86V64H85ZM97 65H98V64H97ZM130 65H131V64H130ZM137 65H138V63L136 64V66H137ZM183 65H184V64H183ZM20 66H21V65H20ZM26 66H27V65H25L24 67L26 68ZM117 66H118V64L116 65V67H117ZM133 66H135V65H133ZM154 66H155V65H154ZM156 66L159 68V66H158L157 64H156ZM165 66H167V65H165ZM165 66H164V67H165ZM175 66L173 67L174 70H175V69L178 70V68H175ZM178 66H179V64H178ZM223 66H224V64H223ZM239 66H241L240 69H242V63H240V64L238 65V67H239ZM260 66H261V68L264 67V65H262V62H261V65H260ZM11 67H12V66H11ZM34 67H35V66H34ZM42 67H43V66H42ZM64 67H65V66H64ZM75 67L79 68L80 66H75ZM84 67H85V66H84ZM111 67H112V66H111ZM131 67H132V65H131ZM152 67H153V66H152ZM157 67H156V68H157ZM211 67H212V66H211ZM254 67L256 68V66H254ZM254 67H253V68H254ZM258 67H259V66H258ZM27 68H29V67H27ZM30 68H31V67H30ZM77 68H76V69H77ZM95 68H97V67H95ZM100 68H101V67H100ZM118 68H121V65H119ZM132 68H133V67H132ZM135 68H137V67H135ZM158 68H157V69H158ZM165 68L167 69V67H165ZM255 68H254V70H255ZM259 68H260V67H259ZM16 69H17V68H16ZM31 69H32V68H31ZM33 69H35V68H33ZM33 69H32L31 71H33ZM39 69H40V68H39ZM161 69L163 70V67H162ZM168 69H169V66H168ZM170 69L172 70V66H171ZM170 69L168 70V72H170ZM179 69H180V67H179ZM250 69H251V68H250ZM23 70H24V69H23ZM29 70H30V69H29ZM77 70H79V69H77ZM86 70H87V69H86ZM89 70H90V69H89ZM108 70H109V69H108ZM108 70H107V71H108ZM136 70H137V69H135L134 71H136ZM254 70H252V71L250 70V71L253 72ZM8 71H9V70H8ZM8 71H7V72H8ZM26 71H27V70H26ZM37 71H38V70H37ZM66 71H67V70H66ZM74 71H75V70H74ZM95 71H96V70H95ZM99 71L101 72V69H100ZM107 71L105 72V74L107 73ZM160 71H161V70H160ZM164 71H166V70H164ZM217 71H218V69H216L215 73H216ZM258 71H259V70H258ZM11 72H12V71H11ZM27 72H28V71H27ZM90 72L92 73V71H90ZM100 72H99V73H100ZM161 72H163V71H161ZM175 72H176V71H175ZM178 72H179V71H178ZM224 72H225V70H224ZM244 72H245V71H244ZM244 72H243V73H244ZM256 72H257V71H256ZM261 72H262V70H261ZM261 72H258L259 75H260V77H261ZM263 72H264V71H263ZM263 72H262V73H263ZM29 73H30V71H29ZM67 73H68V71H67ZM97 73H98V71H97ZM99 73H98V74H99ZM123 73H124V72H123ZM133 73H135V72H133ZM180 73H181V72H179L178 74H180ZM196 73H197V70H196ZM213 73H214V72H213ZM229 73H230V72H229ZM243 73H242V74H243ZM247 73L250 75V73L246 71V75H247ZM6 74H7V73H6ZM18 74H19V73H18ZM25 74H26V73H25ZM135 74H136V73H135ZM176 74H177V72H176ZM211 74H212V73H211ZM211 74H210V75H211ZM222 74H223V73H222ZM244 74H245V73H244ZM251 74H252V73H251ZM254 74H257V73H254ZM263 74H264V73H263ZM9 75H10V74H9ZM26 75H28V74H26ZM86 75H87V74H86ZM92 75H93V74H91V76H92ZM107 75H108V74H107ZM119 75H120V74H119ZM119 75H118V76H119ZM122 75H123V74H122ZM122 75H120V76H122ZM133 75H134V74H133ZM172 75H173V74H172ZM216 75H217V74L214 75V78H215ZM4 76H5V75H3V78H4ZM95 76H96V75H95ZM95 76H93L92 78H94ZM118 76H117V77H118ZM125 76H127V75H125ZM134 76H135V75H134ZM159 76H160V75H159ZM164 76H165V75H164ZM164 76H163V78H164ZM168 76H170V75H168ZM225 76H226V75H225ZM250 76H251V75H250ZM18 77H19V76H18ZM27 77H28V76H27ZM36 77H37V76H36ZM85 77H86V76H85ZM106 77H108V76H106ZM127 77H129V76H127ZM147 77L149 78V76H147ZM170 77L172 78V80H174L172 76H170ZM211 77H212V76H211ZM211 77H210V78H207V79L209 80V82H210V79L213 78V77H212V78H211ZM222 77H223V75H222ZM238 77H239V76H238ZM260 77H259V78H260ZM262 77H263V75H262ZM3 78H2V79H3ZM8 78H12V76H11V77H8ZM31 78H32V77H31ZM88 78H89V77H88ZM95 78H96V77H95ZM95 78H94V79H95ZM110 78H113V80H115V79H114V76H113V77L111 76ZM115 78H116V77H115ZM129 78H130V77H129ZM150 78H151V77H150ZM150 78H149V80H150ZM171 78H169V79H171ZM175 78H176V77H175ZM241 78H242V77H241ZM248 78H249V77H248ZM2 79H1V81H0L1 83H2V81H3ZM32 79H34V78H32ZM59 79H63V78L60 77ZM94 79H93V80H94ZM97 79H98V78H97ZM107 79H109V78H107ZM122 79H123V78H122ZM131 79H132V78H131ZM131 79H130V80H131ZM158 79H159V78H158ZM194 79H195V77H194ZM194 79H193V80H194ZM218 79L220 80V82L222 81V78L220 79L219 76H218ZM223 79H224V78H223ZM235 79H236V78H235ZM243 79H244V78H243ZM249 79H250V78H249ZM257 79H258V78H257ZM263 79H264V78H263ZM263 79L261 78L262 81H263ZM4 80H5V79H4ZM11 80L13 81V79H10V82H12ZM18 80H19V79H18ZM27 80H29V79H27ZM124 80H125V78H124ZM132 80H133V81L135 80L134 82H136V79L133 78ZM147 80H148V79H147ZM149 80H148V81H149ZM213 80H214V79L211 80V81H212L211 83H213ZM224 80H227V81H228V79H226V78H225ZM224 80H223V81H224ZM258 80H259V79H258ZM64 81H65V80H64ZM99 81H100V80H99ZM102 81H104V80H102ZM151 81H153V80H151ZM155 81H157V80H155ZM183 81H184V80H183ZM214 81H216V80H214ZM233 81H234V79H233ZM243 81H244V82L240 81V83H241V82H242V83H245V82H246V84H245L246 86H245V85H243V87L241 86V88H243V89L240 88L239 90H244V89L248 90V89H247V85H248L247 81H248V80H246V81L243 80ZM10 82H8V83L10 84ZM16 82H17V80L15 81V84H16ZM23 82H24V79H23ZM53 82H54V81H53ZM59 82H60V81H59ZM67 82H68V81H66V83H67ZM122 82H123V81H122ZM128 82H129V81H128ZM157 82H158V81H157ZM157 82H156V84L159 85L158 88H160V90H161L160 84H161V83H162V84H166V83H164V81H162V82L159 81L160 84L157 83ZM169 82H170V80H169ZM174 82H175V80H174ZM228 82H229V81H228ZM236 82H237V81H236ZM236 82H233V83H236ZM248 82H249V81H248ZM263 82H264V81H263ZM1 83H0V85H1ZM61 83H63V82L61 81ZM113 83L117 84L116 82H113ZM123 83H124V84H125V83L128 84L126 81L123 82ZM129 83H130V85H131V82H129ZM148 83H149V82H148ZM172 83H173V81H172ZM180 83H181V82H180ZM211 83H210V84H211ZM216 83H217V81H216ZM230 83H231V82H230ZM240 83H239V84H240ZM254 83H255V82H254ZM2 84H3V83H2ZM9 84H8V85H9ZM35 84H36V83H35ZM64 84H65V82H64ZM75 84H76V82H75ZM124 84H123V85H124ZM126 84H125V85H126ZM133 84H134V83L132 82V85H133ZM143 84H144V83H143ZM145 84H146V83H145ZM145 84H144V85H145ZM174 84H175V83H174ZM174 84H173V85H174ZM183 84H184V83H183ZM225 84H226V83H225ZM227 84H229V83H227ZM227 84L225 85L226 87H227ZM236 84H237V83H236ZM236 84H235V85L232 84V87H233V86H236ZM24 85H25V84H24ZM54 85H55V84H54ZM110 85H112V84H110ZM113 85H114V84H113ZM128 85H129V84H128ZM128 85H127V86H128ZM136 85H137V82H136ZM150 85H151V82H150ZM158 85H157V86H158ZM173 85L170 86V85L168 84L167 87H168V88H169V87L174 88ZM184 85H185V84H184ZM214 85H215V83H213V87H214ZM219 85H221V83H219ZM219 85H218V86H219ZM223 85H224V84H223ZM55 86H58V85H55ZM55 86H53V87H55ZM67 86H68V85H67ZM116 86H117V85H116ZM121 86H122V85H121ZM142 86H143V85H142ZM157 86H156V87H157ZM174 86H176V85H174ZM211 86H212V84H211ZM225 86H224V87H225ZM228 86H230V85H228ZM250 86H251V85H250ZM250 86H249V87H250ZM8 87H9V86H8ZM10 87H12V85H11ZM14 87H15V86H14ZM14 87L12 88L13 91L16 89V87H19V86H16L15 89H14ZM65 87H66V86H65ZM92 87H94V86H92ZM143 87H144V86H143ZM143 87H142V88H143ZM153 87H154V86H152V87H150V89H148V90L151 91L150 94H151V93L153 94V90H155V89H153ZM156 87H154V88H156ZM179 87H180V85H179ZM179 87H178V90H181V92H182L183 87L181 86L182 89H179ZM216 87H217V85H216ZM221 87H222V85H221ZM226 87H225V88H226ZM230 87H231V86H230ZM245 87H246V88H245ZM4 88H6V86H4ZM4 88H2V89H4ZM19 88H21V87H19ZM25 88H26V86H25ZM33 88H35V87H33ZM37 88H38V87H37ZM82 88H83V87H82ZM119 88H120V86H119ZM126 88H127V87L125 86L124 89H126ZM151 88H152V90H151ZM210 88H211V87H210ZM222 88H223V87H222ZM222 88H221V89H222ZM238 88H239V87H237V89H238ZM250 88H251V87H250ZM6 89H7V88H6ZM12 89H10V90H12ZM30 89H31V88H30ZM30 89H28V91H30ZM52 89H53V88H52ZM68 89H69V87H68ZM124 89L122 88V92H123ZM165 89L167 90L166 87L164 88V90H165ZM170 89H171V88H170ZM170 89H169V90H170ZM217 89H218V88H217ZM217 89H216V90H217ZM223 89H224V88H223ZM223 89H222V90H223ZM228 89H230V88L228 87ZM228 89L226 88L227 91H228ZM16 90H17V89H16ZM21 90H22V89H21ZM21 90H20V91H21ZM31 90H32V89H31ZM79 90H80V89H77V91H79ZM120 90H121V88H120ZM120 90H118V91L120 92ZM128 90H129V89L127 88L126 92H127ZM148 90H145V96H146V95L148 96ZM157 90H158V89H157ZM169 90H168V91H169ZM214 90H215V89H214ZM219 90H220V89H219ZM232 90H233V89H232ZM232 90H230V91H232ZM239 90H238V93H239ZM251 90H252V91L254 90L253 87L251 88ZM251 90H249V91L252 92ZM255 90H256V89H255ZM258 90H259V89H258ZM2 91H4V90H2ZM8 91H9V90H8ZM8 91H7V92H8ZM28 91H27V92H28ZM33 91H34V90H33ZM85 91H86V90H85ZM96 91H97V87H96ZM104 91L106 92V90H104ZM104 91H103V92H104ZM113 91H116V89H114ZM113 91H112V93H111L112 95H114ZM172 91H173V90H172ZM175 91H176V90H175ZM185 91L187 92V90H185ZM185 91H184V92H185ZM224 91H225V90H224ZM249 91H248V92H249ZM17 92H18V91H17ZM69 92H70V91H69ZM71 92H72V91H71ZM105 92H104V93H105ZM143 92H144V91H143ZM146 92H147V94H146ZM157 92H158V91H157ZM176 92H178V91H176ZM179 92H180V91H179ZM186 92H185V93H186ZM210 92H211V91H210ZM219 92L221 93V91H219ZM219 92H217V93L219 94ZM254 92H256V91H254ZM254 92H253V93H254ZM4 93H5V92H4ZM13 93H14V92H13ZM22 93H23V90L21 91V94H22ZM51 93H52V90H51ZM109 93H110V92H109ZM161 93H162V92H161ZM167 93H168V92H167ZM167 93H166V91H165V94H164V92H163V95H166ZM217 93L215 94L216 97H218V96H217ZM224 93L226 94V92H224ZM231 93H232V92H230V93H228V94H231ZM233 93H234V92H233ZM235 93H236V92H235ZM245 93H246V92H244V94H245ZM259 93H262V92H260V90H259ZM7 94H8V93H7ZM55 94H56V93H55ZM75 94L77 95V93H75ZM90 94H93V93H90ZM111 94H108V95H111ZM117 94H119V93H117ZM120 94H121V93H120ZM132 94H133V93H132ZM174 94H175V93H174ZM174 94H172V95L174 96ZM178 94H182V93H176L175 95H178ZM186 94H187V93H186ZM186 94H185V95H186ZM203 94H204V93H203ZM225 94H223V95H225ZM256 94H257V92H256ZM256 94H255V95H256ZM262 94H263V93H262ZM262 94H261V95H262ZM17 95H18V94H17ZM22 95H23V94H22ZM25 95H27V94H25ZM61 95H62V94H61ZM61 95H60V96H61ZM79 95H80V94H79ZM104 95H105V94H104ZM106 95H107V92H106ZM122 95H123V94H122ZM167 95H168V94H167ZM169 95H170V94H169ZM182 95H184V94H182ZM204 95H205V94H204ZM209 95H210V94H208V96H209ZM211 95H212V94H211ZM221 95H222V94H221ZM226 95H227V94H226ZM226 95H225V96H226ZM236 95H239V94L236 93ZM236 95H235V96H236ZM253 95H254V94H253ZM253 95H252V96H253ZM263 95H264V94H263ZM263 95H262V97H263ZM9 96H11V94H10ZM9 96H7V97H9ZM50 96H51V95H50ZM50 96H49V97H50ZM56 96H57V95H56ZM117 96H118L117 98L119 99V95H117ZM241 96H242V93H241V95H240L239 97L241 98ZM244 96H245V95H244ZM24 97H25V96H24ZM49 97H48V98H49ZM72 97H73V96H72ZM74 97H76V96H74ZM103 97H105V96H103ZM114 97H116V93H115ZM123 97H124V96H123ZM126 97H127V95H126ZM175 97H176V96H175ZM175 97H174V99H175ZM213 97H215V96L212 95V98H213ZM216 97H215V98H216ZM226 97H227V96H226ZM226 97H225V98H226ZM233 97H234V95H233ZM233 97H230V98L233 99ZM10 98H11V100H12V98H13V100H14V97H9V98H7V100L10 99ZM29 98H30V97H29ZM48 98H47V99H48ZM64 98H65V97H64ZM81 98H82V96H81ZM105 98L107 99L108 97L106 96ZM110 98H111V97H110ZM117 98H115V99L117 100ZM139 98H140V97H139ZM151 98H152V97H151ZM167 98L170 99L169 96H167ZM176 98H177V97H176ZM201 98H202V95H201ZM203 98H204V97H203ZM236 98H238V97H235V98H234V99L237 101ZM242 98H243V97H242ZM242 98H241V99H242ZM248 98H249V97H248ZM19 99H20V98H19ZM26 99H27V97H26ZM65 99H68V98L66 97ZM65 99H64V100H65ZM83 99H84V98H83ZM95 99H97V97H96V98H93V97H92L91 100L96 101ZM121 99H122V97H121ZM121 99H120V100H121ZM126 99H127V98H126ZM144 99H145V98H144ZM153 99H154V98H153ZM190 99L192 100V98H190ZM205 99H206V97H205ZM207 99H209V98L207 97ZM218 99H219V98H218ZM222 99H223V98H222ZM243 99H244V98H243ZM243 99H242V100H243ZM260 99H261V98H260ZM13 100H12L11 102H14ZM23 100H24V99H23ZM37 100H40V99H37ZM103 100H104V98H103ZM122 100H123V99H122ZM138 100H139V99H138ZM202 100H203V99H202ZM202 100L200 99V101H202ZM230 100H231V99H230ZM235 100L233 101V105H234ZM246 100H247V99H246ZM253 100H254V99H253ZM27 101H29V100L27 99ZM40 101H41V100H40ZM40 101H38V102H40ZM46 101H47V100H46ZM46 101H44V102H46ZM146 101H147V100H146ZM200 101H199V103H201ZM203 101H204V102H206V101L208 102V100H203ZM203 101H202V103H203ZM209 101H211V100L209 99ZM212 101H213V100H212ZM215 101H216V100H214L213 102H215ZM219 101H220V100H219ZM219 101L217 100V103H218ZM239 101H240V100H239ZM256 101H257V100H256ZM263 101H264V100H263ZM23 102H24V101H23ZM41 102H42V101H41ZM62 102H63V101H62ZM65 102H66V101H64V103H65ZM67 102H69V100H68ZM67 102H66L65 104H67ZM73 102H74V100H73ZM97 102H98V100L96 101V105L98 104ZM102 102H103V101H102ZM118 102H119V100H118ZM118 102H115L114 105H117ZM120 102L124 103V106H125V105H126V104H125L126 102L129 104V102H131V101L129 100V102H128V101L126 100L125 102H123V101H120ZM143 102H144V101H143ZM143 102H141V103L143 104ZM213 102H210V103L213 104ZM244 102H245V100H244ZM14 103H15V102H14ZM21 103H22V100H21ZM48 103H49V102H48ZM56 103H58V102L56 101ZM122 103H121V105H123ZM189 103H190V102H189ZM208 103H209V102H208ZM208 103H206V104H208ZM210 103H209V104H210ZM235 103L238 104L239 102L237 101V102H235ZM242 103H243V101H242ZM246 103L249 105L250 101L248 100V102H246ZM251 103H252V102H251ZM257 103H258V102H257ZM19 104H20V103H19ZM29 104H31V103H29ZM35 104H36V101H35ZM37 104H38V103H37ZM62 104H63V103H62ZM101 104H102V103H101ZM119 104H120V103H119ZM128 104H127V105H128ZM131 104H132V102H131ZM148 104H149V103H148ZM172 104H173V103H172ZM176 104H177V103H175V105L173 104L174 107L176 106ZM194 104H195V103H194ZM194 104H193V105H194ZM209 104H208V105H209ZM244 104H245V103H244ZM252 104H253V103H252ZM252 104H250V107H251ZM255 104H256V103H255ZM255 104H253V105H255ZM41 105H42V104H41ZM53 105H54V104H53ZM91 105H92V104H91ZM143 105H144V104H143ZM149 105H150V104H149ZM155 105H157V104H155ZM173 105H172V106H173ZM177 105H178V104H177ZM245 105H246V104H245ZM245 105H242V106H245ZM248 105H246V106L248 107ZM260 105H261V103H260ZM263 105H264V103H263ZM29 106H30V105H29ZM139 106H140V104H139ZM172 106H170V107H172ZM184 106H185V104H184ZM190 106H191V105H189V107H190ZM196 106H197V105H196ZM200 106L202 107V104H201ZM215 106H216V105H215ZM215 106H212V107H215ZM227 106H228V104H227ZM258 106H259V104H258ZM27 107H28V104H27ZM36 107H37V110H39V105L36 106ZM66 107H68V106H66ZM91 107H93V106H91ZM117 107H118V106H117ZM132 107L134 108V105H132ZM136 107H138V106H136ZM136 107H135V108H136ZM170 107H169V109H171ZM180 107H181V109H182V106H181V105H180ZM180 107H179V109H180ZM189 107H188V108H189ZM193 107H194V106H193ZM201 107H200V108H201ZM212 107L210 106V108H211L210 110H211V111H212ZM233 107H238V106H233ZM250 107H249V108H250ZM259 107H260V106H259ZM259 107H258V108H259ZM28 108H29V107H28ZM82 108H84V107H82ZM82 108H81V109L79 108V109H80V112H81ZM125 108H126V106H125ZM133 108H132V112H133ZM141 108H142V107H141ZM143 108H144V107H143ZM175 108H177V107H175ZM197 108H198V106H197ZM215 108H216V107H215ZM218 108H219V107H218ZM240 108L242 109L243 107L240 106ZM245 108H246V107H244V109H245ZM249 108H248V109H249ZM253 108H254V107H253ZM258 108H257V110H258ZM2 109H3V108H2ZM14 109H15V108H14ZM14 109H13L14 114H15V113H18V111H15ZM43 109H44V108H43ZM54 109H55V106H54ZM62 109H63V108H62ZM68 109H69V107H68ZM79 109H77L76 111H79ZM93 109H94V107H93ZM112 109H113V108H112ZM139 109H140V108H139ZM154 109H155V108H154ZM173 109H174V108L172 107L171 110H173ZM179 109H178V110H179ZM183 109H184V108H183ZM185 109H187V107H186ZM195 109H196V108H195ZM233 109H235V108H233ZM241 109H237V113H238V111L241 110ZM251 109H252V107L250 108V110H251ZM41 110H42V109H41ZM137 110H138V109H137ZM140 110H141V109H140ZM147 110H148V109H147ZM175 110H176V109H175ZM178 110H177V111H178ZM196 110H197V109H196ZM200 110H201V109H200ZM206 110H209V109L206 108V109H205V112H206ZM242 110H243V109H242ZM245 110H246V109H245ZM255 110H256V109H255ZM255 110L252 109V113H250V114L253 115V114H254L253 112H254ZM259 110H260V108H259ZM19 111H21V109H20ZM28 111H29V109H28ZM33 111H34V109H33ZM63 111H64V110H63ZM65 111H66V110H65ZM141 111H142V110H141ZM145 111H146V110H145ZM151 111H152V110H151ZM156 111H157V110H156ZM160 111H161V110H160ZM181 111H183V110H181ZM36 112H37V111H36ZM36 112H35V113H36ZM40 112H41V111H40ZM43 112H44V111L42 110V114H43ZM50 112H51V111H50ZM80 112H79V113H80ZM105 112H106V111H105ZM114 112H115V111H114ZM136 112H137V111H136ZM185 112H188V110H185ZM200 112H202V111H199V110H198V113H200ZM203 112H204V110H203ZM208 112H209V111H207L206 113H203V114H207ZM224 112H225V111H224ZM233 112H234V113H233ZM233 112H232V114H233V115L236 114V117H237V113H235V111H233ZM244 112H245V111H244ZM244 112H243V113H244ZM249 112H250V111H249ZM23 113H24V112L22 111V114H23ZM44 113H45V112H44ZM53 113H54V112H53ZM66 113H67V112H66ZM66 113H65V114H66ZM74 113H75V112H74ZM79 113H77V114H79ZM87 113H89V112H87ZM101 113H104V112H101ZM101 113H100V114H101ZM107 113H108V112H107ZM126 113H127V112H126ZM142 113H143V112H142ZM146 113H147V112H146ZM157 113H158V112H157ZM198 113H197V115H195L194 117H196V116L198 117ZM225 113H226V112H225ZM6 114H8V113H6ZM36 114L38 115V112H37ZM42 114L40 113L39 115H42ZM45 114H46V117H48V116H47L48 113H45ZM45 114H43V116H44ZM62 114H64V113H62ZM94 114H95V113H94ZM109 114H110V112H109ZM109 114H108V115H109ZM118 114H119V113H118ZM120 114H121V113H120ZM120 114H119V115H120ZM137 114H138V113H137ZM177 114H179V113H177ZM203 114H202V116H203ZM223 114H224V113H223ZM223 114H222V116H221V120H222V121H223V120L228 121V119H225V116H223ZM246 114H247V111H246ZM248 114H249V113H248ZM250 114H249V115H250ZM24 115H25V114H23V117H24ZM26 115H27V114H26ZM28 115H31V114H28ZM75 115H76V114H75ZM133 115H134V114L130 115L129 117H132V118H133V117H136V118L138 119L137 116H135V115L133 116ZM143 115H146V114H143ZM148 115H149V114H148ZM155 115H157V114H154V115H153V118L156 117ZM174 115H175V114H174ZM189 115H191V114H189ZM189 115H187L188 118L190 117ZM208 115H209V114H208ZM229 115H230V114H228V116H229ZM254 115H255V116L258 115V114H257V111H256V113H255ZM34 116H35V115H34ZM90 116H91V115H90ZM103 116H104V115H103ZM158 116H159V115H158ZM158 116H157V117H158ZM177 116H178V115H176V117L174 116L176 119H175V118L173 119V115H172V119H173V120H177V119H178ZM206 116H207V115H206ZM228 116H227V118H228ZM231 116H232V115H231ZM25 117H26V116H25ZM28 117H29V116H28ZM28 117H27V118H28ZM107 117H108V116H107ZM120 117L122 118V116H120ZM126 117H127V116H126ZM179 117H180V115H179ZM181 117H182V116H181ZM187 117H186L185 119H187ZM197 117H196V118H193V116H192V117H190V118H191V119H196V120H197V119H198ZM210 117H211V116H210ZM222 117H224V118L222 119ZM232 117H233V116H232ZM234 117H235V115H234ZM236 117H235V118H236ZM245 117L247 118V116H245ZM245 117H243V118L239 117V118H241L240 120H243V119H245ZM27 118H26V120L29 119V118H28V119H27ZM44 118H45V117H44ZM75 118H76V116H75ZM124 118H125V117H124ZM143 118L146 120V118H145L144 116H143ZM149 118L152 119V116L150 117V115H149V117H148L147 119H149ZM206 118L209 120L208 117H206ZM206 118H204L205 120L203 119V121H207ZM239 118H238V120H239ZM42 119H43V117L41 118V120H42ZM67 119H68V118H67ZM89 119H90V117H89ZM127 119H128V117L126 118V120H127ZM158 119H159V118H158ZM158 119H157V120H158ZM161 119H162V118H161ZM164 119H165V118H164ZM170 119H171V117H170ZM170 119H169V117H168L167 122H168V120L170 121ZM172 119H171V120H172ZM185 119H184V120H185ZM219 119H220V118H219ZM219 119H218V120H219ZM70 120H71V119H70ZM79 120H80V119H79ZM90 120H91V119H90ZM102 120H103V119H102ZM104 120H106V119H104ZM110 120H111V118H110ZM133 120H134V118H133ZM138 120H139V119H138ZM149 120H150V119H149ZM149 120H148L147 123H149V122L152 121V120H151V121H149ZM157 120H156V121H157ZM173 120H172V122H173ZM181 120H182V119H181ZM181 120H180V121H181ZM199 120H200V119H199ZM238 120H237V121H238ZM255 120H256V119H255ZM62 121H63V120H62ZM72 121H73V119H72ZM135 121H136V123H137V120H135ZM140 121H141V120H140ZM158 121H159V120H158ZM164 121H165V120H164ZM164 121H163V122H164ZM200 121H201V120H200ZM245 121H246V120H245ZM257 121H258V120H257ZM90 122H91V121H90ZM131 122H132V120L129 121V124H130ZM141 122H142V121H141ZM141 122H140V123H141ZM181 122H182V121H181ZM187 122H188V121H187ZM192 122H193V120H192ZM192 122L190 121V123L193 125L194 122H193V123H192ZM209 122H210V123H208V124L211 125L212 122H211L210 120H209ZM217 122H218V121H217ZM229 122H230V121H229ZM234 122H236V121H234ZM241 122L243 123V121H241ZM28 123H29V122H28ZM75 123L77 124V123H79V122H77V120H76ZM125 123H126V122H125ZM132 123H133V125H134V122H132ZM132 123L130 124L131 127H133V126H132ZM159 123H160V122H159ZM182 123H183V122H182ZM185 123H186V122H185ZM188 123H189V122H188ZM222 123H223V122H222ZM232 123H233V121H232ZM62 124H63V123H62ZM62 124H61V125H62ZM107 124H109V123H107ZM116 124L118 125L119 123H116ZM142 124H143V123H141V125H142ZM160 124H162V123H160ZM168 124H170V122H168ZM168 124H166V125H168ZM171 124H173V123H171ZM183 124H184V123H183ZM206 124H207V123H206ZM208 124H207V125H208ZM219 124H220V123H219ZM224 124H225V121H224ZM227 124H229V126L231 125V123H228V122H227ZM227 124H226V125H227ZM236 124H238V123H236ZM257 124H258V123H257ZM61 125H60V126H61ZM92 125H93V124H92ZM109 125H110V124H109ZM109 125H105V124H104V126H108V127H109ZM119 125H120V124H119ZM123 125H124V124H123ZM123 125H122V127H123ZM138 125H139V123L137 124V126H138ZM177 125H178V123H177ZM185 125H189V124H185ZM204 125H205V123H204ZM204 125H202V126H204ZM22 126H23V125H22ZM51 126H53V125H51ZM51 126H50L49 130L51 129ZM55 126H56V125H55ZM55 126H53V127L55 128ZM115 126H116V125H115ZM120 126H121V125H120ZM134 126H136V124H135ZM144 126H145V125H144ZM144 126H143V127H144ZM150 126H151V125H150ZM171 126L174 127V124L171 125ZM193 126H194V125H193ZM217 126H218V125H217ZM217 126H216V127H217ZM227 126H228V125H227ZM227 126H226V127H227ZM231 126H232V125H231ZM231 126H230V127H231ZM56 127H58V126H56ZM77 127L80 128L81 126H77ZM77 127H76V128H77ZM167 127H168V126H166V129H167ZM175 127H176V126H175ZM177 127H178V126H177ZM184 127H186V126H184ZM196 127H197V126H196ZM196 127H195V129H196ZM206 127H208V126H206ZM209 127H210V126H209ZM209 127H208V128H209ZM211 127H212V125H211ZM222 127H223V124H222ZM224 127H225V125H224ZM224 127H223V128H224ZM232 127H233V126H232ZM21 128H22V127H21ZM89 128H90V127H89ZM144 128H145V127H144ZM186 128H188V127H186ZM186 128H185V129H186ZM190 128H191V126H190ZM213 128H215V127H213ZM237 128H238V127H237ZM240 128H242V127H240ZM245 128H246V126H245ZM251 128H254V127H251ZM47 129H48V127H47ZM80 129H81V128H80ZM82 129H83V128H82ZM116 129L118 130V127H117ZM123 129H125V128H123ZM123 129H122V130H123ZM139 129H140V128H138V131H139ZM145 129L148 130V128H145ZM149 129H150V128H149ZM185 129H183V130H185ZM192 129L195 130L193 127H192ZM217 129H218V128H217ZM230 129H231V128H230ZM233 129H234V127H233ZM235 129H236V127H235ZM76 130H77V129H76ZM107 130H108V129H107ZM107 130H106V131H107ZM112 130L115 131V129H111L110 131H112ZM132 130H134V129H132ZM135 130H136V128H135ZM162 130H163V129H162ZM173 130L175 131L174 128H173ZM189 130H191V129H189ZM193 130H192L191 132H194ZM204 130H206V129H203V128H202V131L204 132V136H205V134H206L207 132L209 133V131L207 130L206 133H205ZM209 130L211 131V130H213V129L211 128V129H209ZM220 130H221V129L219 128L218 131L220 132ZM236 130H237V129H236ZM43 131H44V130H43ZM45 131H46V130H45ZM45 131H44L43 133H45ZM47 131H48V130H47ZM47 131H46V133H47ZM59 131H60V130H59ZM74 131H75V130H74ZM114 131H113V132H114ZM125 131H127V130L125 129ZM166 131H167V130H166ZM197 131H198V130H197ZM202 131H201V132H202ZM215 131H216V130H215ZM225 131H226V130H225ZM241 131H242V130H241ZM241 131H240V132H241ZM250 131H251V130H250ZM17 132H18V130H17ZM40 132H41V130H40ZM92 132H93V130H92ZM118 132H119V130H118ZM118 132H117V133H118ZM150 132H151V131H150ZM161 132H162V131H161ZM179 132H180V131H179ZM185 132H186V131H185ZM189 132H190V131H188L189 136H190L191 134H193V133H191V132L189 133ZM201 132H200V136L195 138L196 140H197V138H198V139L201 138ZM213 132H214V131H212V134H213ZM229 132H230V131H229ZM229 132H227V133H229ZM231 132H232V131H231ZM231 132H230V133H231ZM41 133H42V132H41ZM60 133H61V132H60ZM73 133H74V132H73ZM105 133H106V132H105ZM114 133H115V132H114ZM114 133H113V134H114ZM119 133H120V132H119ZM124 133H126V132H124ZM140 133H143V132H140ZM175 133H176V132H175ZM180 133H181V136H182V134H184V133H182V132H180ZM186 133H187V132H186ZM186 133H185V134H186ZM208 133H207V134H208ZM225 133H226V132H225ZM230 133H229V134H230ZM232 133H234V132H232ZM235 133H238V130L235 131ZM22 134H23V132H22ZM48 134H49V132H48ZM62 134H65V133H62ZM109 134H110V133H108V137H109L110 135H113V134H110V135H109ZM115 134H116V133H115ZM122 134H123V132H122ZM128 134H129V133H128ZM128 134H125V135H128ZM137 134H139V133H137ZM151 134H152V133H151ZM151 134L148 133V135H151ZM153 134H154V133H153ZM161 134H162V133H161ZM161 134L159 133V136H160ZM165 134H166V133H165ZM177 134H178V131H177ZM188 134H187V135H188ZM207 134H206V135H207ZM223 134H224V133H223V129H222V134H220V135H223ZM240 134H242V133H239L238 135H240ZM250 134H251V133H250ZM250 134H249V135H250ZM253 134H254V133H253ZM253 134H252V135H253ZM59 135H60V134H59ZM66 135H67V133H66ZM66 135H65V136H66ZM68 135H69V134H68ZM71 135H72V134H71ZM75 135H76V134H75ZM77 135H79V134H77ZM139 135H140V134H139ZM193 135H195V134H193ZM238 135L236 134V136H238ZM243 135H244V134H243ZM249 135H248V136H249ZM23 136H24V135H23ZM23 136H22V137H23ZM46 136H47V134H45L44 137H46ZM60 136H61V135H60ZM60 136H59V137H60ZM104 136H107V135H104ZM122 136L124 137V134H123ZM136 136H138V135H136ZM141 136H142V135H141ZM141 136H140V139L145 138V137H142V138H141ZM152 136H153V135H151L150 137H152ZM174 136H176V135H174ZM183 136L186 137V135H183ZM183 136H182V137H183ZM191 136H192V135H191ZM191 136H190V137H191ZM212 136H213V135H212ZM226 136H227V135H226ZM234 136H235V135H233V137H234ZM241 136H242V135H241ZM250 136H251V135H250ZM256 136H257V135H256ZM73 137H76V136H73ZM90 137H91V136H90ZM108 137H106V139H107ZM110 137H111V136H110ZM123 137H122V138H123ZM126 137H127V136H126ZM154 137H155V135H154L152 138H154ZM161 137H162V135H161ZM182 137H181V138H182ZM185 137H184V138H185ZM192 137H193V136H192ZM222 137H223V136H222ZM222 137L219 138V140H221V139L224 140V139H225V138H222ZM259 137H260V136H259ZM20 138H21V137H20ZM24 138H25V136H24ZM38 138H39V137H38ZM67 138H70V136L67 137ZM67 138L64 137V140H63V141H66ZM131 138H132V137H131ZM155 138H157V137H155ZM181 138H180V134H178V135H177V140H178V139H181ZM184 138H183V139H184ZM204 138H205V137H203V139H204ZM228 138H230V137H228ZM228 138H227V139H228ZM237 138H238V137H237ZM1 139H3V138H1ZM22 139H23V138H21V142H23ZM42 139H43V138H42ZM92 139H94V138H92ZM104 139H105V138H104ZM106 139H105V140H106ZM109 139H110V138H109ZM112 139H113V137H112ZM112 139H111V140H112ZM117 139H119V141L117 140V142H120V138L118 137ZM166 139H167V137H166ZM168 139H169V138H168ZM173 139H174V138H173ZM175 139H176V138H175ZM227 139H226V141H227V143H228L229 140H227ZM230 139H232L233 142H234V139H233L232 137H231ZM5 140H6V139H5ZM5 140H3V141H5ZM25 140H27V138H25ZM28 140H29V139H28ZM39 140H41V139H39ZM39 140H38V141H39ZM43 140H44V139H43ZM94 140H95V139H94ZM127 140H131V139H128V138H127ZM127 140H125V141H127ZM153 140H154V139H153ZM169 140H170V139H169ZM185 140L189 141V139H187V137L185 138ZM191 140H192V138H191ZM242 140H243V139H242ZM259 140H260V139H259ZM259 140H258V141H259ZM3 141H2V142H3ZM41 141H42V140H41ZM47 141H48V140H47ZM61 141H62V140H61ZM121 141H123V140H121ZM156 141H157V140H156ZM156 141H155V142H156ZM159 141H160V140H159ZM159 141H158V149H159ZM161 141H163V137H162V140H161ZM166 141H167V140H166ZM178 141H179V140H178ZM187 141H186V143H187ZM226 141H225V143H226ZM230 141H231V140H230ZM243 141H244V140H243ZM256 141H257V140H256ZM258 141H257V142H258ZM29 142L31 143V141H29ZM90 142H91V141H89V143H90ZM113 142H114V141H113ZM153 142H154V141H153ZM168 142H169V141H168ZM182 142H184V141L182 140ZM197 142H198V140H197ZM200 142H201V139H200ZM253 142H255V141H252V143H253ZM257 142H255L253 145H256ZM4 143H6V141H5ZM26 143H27V142H26ZM30 143H27V144L30 145ZM33 143H34V142H33ZM39 143H40V141H39ZM45 143H46V142H45ZM47 143H48V142H47ZM80 143H81V142H80ZM80 143H79V144H80ZM95 143H97V141H95ZM126 143H129V141L126 142ZM138 143H139V142H138ZM156 143H157V142H156ZM169 143H170V142H169ZM178 143H179V142H178ZM221 143H222V141H221ZM227 143H226V144H223V145H227ZM24 144H25V143H24ZM90 144H91V143H90ZM118 144H119V143H118ZM150 144H151V142H150ZM166 144H167V142H166ZM172 144H173V146H174V143H172ZM179 144H180V143H179ZM181 144H185V143H181ZM181 144H180V145H181ZM195 144H196V143H195ZM195 144H194V146H195ZM259 144H260V143H258V146H256V147L259 148V146L261 145V144H260V145H259ZM19 145H20V144H19ZM60 145H61V144H60ZM63 145H64V144H63ZM101 145H102V144H101ZM112 145H113V144H112ZM124 145H125V144H124ZM129 145H130V144H129ZM129 145H128V146H129ZM140 145H141V144H140ZM152 145H155V144H152ZM160 145L162 146L163 144H160ZM180 145H177L176 147L179 146L178 149H180ZM218 145H219V144L217 143V146H218ZM233 145H234V143H233ZM250 145H251V144H249V146H250ZM253 145H252V146H253ZM3 146H4V145H3ZM30 146H31V145H30ZM43 146H44V145H43ZM43 146H42V147H43ZM45 146H46V144H45ZM45 146H44V147H45ZM64 146H65V145H64ZM93 146L95 147L94 150L96 149V151H97V149L100 147V145H99V147L97 148V147H96L97 145H95V144H94ZM118 146H120V145H118ZM118 146H117V147H118ZM126 146H127V145H126ZM143 146H144V145H143ZM143 146H142V149H144V147H145V148L147 147V145L144 146V147H143ZM169 146H170V145H169ZM181 146H182V145H181ZM196 146H197V145H196ZM206 146H208V144H207V145L205 144V147H206ZM220 146H222V144H221ZM252 146H251V147H252ZM14 147H15V148H16V147H21V148H22V146H18V145H17V146H14ZM28 147H29V146H28ZM39 147H40V146H39ZM39 147H38V148H39ZM55 147H57V146H54V148H55ZM65 147H67V146H65ZM65 147H64V149H65ZM69 147H70V146H69ZM91 147H92V146H91ZM112 147H114V145H113ZM130 147H132V146L130 145ZM134 147H135V146H134ZM137 147H138V144H137ZM137 147H135V148H137ZM170 147H171V146H170ZM200 147H201V146H200ZM230 147H231V146H230ZM232 147H233V146H232ZM235 147H236V146H234V148H233L234 150H235ZM254 147H255V146H254ZM62 148H63V147H62ZM67 148H68V147H67ZM77 148H79V147H77ZM114 148H115V147H114ZM118 148H119V147H118ZM118 148H117V150H121V151H122V148H121V149H118ZM125 148H126V147H125ZM127 148H129V147H127ZM138 148H139V147H138ZM140 148H141V146H140ZM148 148H149V147H148ZM155 148H156V147H155ZM166 148H167V147H166ZM182 148H183V149H181L182 151H183L184 149H186V148H184V146H182ZM187 148H188V146H187ZM202 148H203V147H202ZM227 148H228V146H227ZM248 148H249V147H248ZM263 148H264V147H263ZM13 149H14V148H13ZM23 149H24V146H23ZM26 149H28V148L26 147ZM46 149H47V148H46ZM59 149H60V148H59ZM69 149H70V148H69ZM131 149H132V148H130V150H131ZM158 149H157V151H158ZM204 149H205V148H203V149H201V150L204 151ZM219 149H220V148H219ZM222 149H223V146H222ZM252 149H253V148H252ZM28 150H29V149H28ZM28 150H27V151H28ZM37 150H38V149H37ZM44 150H45V149H44ZM54 150H57V148L54 149ZM54 150H53V151H54ZM67 150H68V149H67ZM70 150H71V149H70ZM70 150H69V151H70ZM72 150H73V149H72ZM144 150H146V149H144ZM149 150H150V148H149ZM149 150H147V152H148ZM170 150H171V148H170ZM170 150H169V151H170ZM186 150H187V149H186ZM188 150H192L191 147H189ZM205 150H206V149H205ZM217 150H218V149H217ZM220 150H221V149H220ZM227 150H228V149H226V150H224V151H227ZM239 150H240V149H239ZM239 150H238V152H236V154L238 153V154L240 155V153H239L240 151H239ZM253 150H254V149H253ZM19 151H20V150H19ZM45 151H46V150H45ZM51 151H52V149H51V150L49 149V152H46V156H47V153L50 154ZM57 151H59V150H57ZM57 151H56L55 153H57ZM63 151H64V150H63ZM75 151H77V150H74V152H73L74 155H73V156H76ZM100 151H101V150L99 149V152H100ZM137 151H138V150H137ZM221 151H222V150H221ZM228 151H229V150H228ZM255 151H256V149H255ZM22 152H25V149H24V151L22 150ZM28 152H29V151H28ZM42 152H43V151H42ZM66 152H67V151H66ZM70 152H72V151H70ZM94 152H95V151H93V154H94ZM97 152H98V151H97ZM141 152H142V151H141ZM141 152H138V154H140ZM154 152H155V151H154ZM159 152H161V150H160ZM180 152H181V151H180ZM183 152H184V151H183ZM186 152H187V151H186ZM192 152H193V151H192ZM194 152H195V151H194ZM197 152H198V151H197ZM200 152H201V151H200ZM210 152H211V151H210ZM19 153H21V152H19ZM59 153H61V151H59ZM59 153H58V154H59ZM64 153H65V152H64ZM64 153L62 152L61 154H64ZM79 153H81V152H79ZM88 153H90V156L92 155V154H91L92 152H88ZM88 153L86 152V154H88ZM143 153L147 154V153L144 152V151H143ZM164 153H165V155H166V151H165ZM169 153H170V155H171L172 152H169ZM173 153H175V152H173ZM173 153H172V156H173ZM184 153H185V152H184ZM190 153H191V152H190ZM226 153L228 154V152H226ZM17 154H18V153H17ZM17 154H16V155H17ZM71 154H72V153H71ZM148 154H150V153L148 152ZM159 154H160V153H159ZM181 154H182V153H181ZM191 154H193L192 156H194V153H191ZM191 154H189V156H187V157L190 158V155H191ZM199 154H200V153H199ZM201 154L204 155V153H202V152H201ZM238 154H237V155H238ZM253 154L255 155V152H254V153L252 152V154H250V155L253 156ZM259 154H261V153H259ZM263 154H264V153H263ZM18 155H19V154H18ZM27 155H28V154H27ZM43 155H44V154H43ZM43 155H42V157H43ZM52 155H54V154H52ZM94 155H96V154H94ZM97 155H98V154H97ZM151 155H153V151H151ZM154 155H157V153H156V154L154 153ZM154 155H153V156H154ZM160 155H162V153H161ZM163 155H164V154H163ZM165 155L163 156L164 158H165ZM168 155H169V154H168ZM170 155H169V157H170ZM183 155H184V154H183ZM213 155H214V154H213ZM215 155H216V153H215ZM243 155H244V153H243ZM243 155H241V156L243 157ZM250 155H248V156L250 157ZM261 155H262V154H261ZM13 156L16 157V156H15V153H14ZM36 156H37V155H36ZM40 156H41V155H40ZM40 156H39V157H40ZM46 156H45V157H46ZM57 156H58V155H57ZM61 156H62V155H61ZM79 156H80V155H79ZM100 156H101V155H100ZM147 156H148V155H147ZM153 156H152V157H153ZM172 156H171V158H174V157L178 156V152H177V155H176V156H174V157H172ZM180 156H181V155H180ZM192 156H191V157H192ZM196 156H197V155H195V158H196ZM199 156H201V155H199ZM199 156H198V157H199ZM206 156H207V155H206ZM234 156H236V155H233V157H234ZM241 156H237V158H238V157L240 158ZM256 156H257V155H255V158H256ZM11 157H12V156H11ZM23 157H24V159L27 158L25 155H24ZM25 157H26V158H25ZM50 157H51V155H50ZM50 157H49V158H50ZM76 157H77V156H76ZM85 157H86V155H85ZM101 157H102V156H101ZM148 157H149V156H148ZM152 157H151V158H152ZM187 157H186V158H187ZM201 157H202V156H201ZM201 157H200V158H201ZM203 157H204V156H203ZM212 157H214V156H212ZM17 158H18V157H17ZM20 158H21V157H19V159H20ZM57 158H58V157H57ZM149 158H150V157H149ZM176 158H177V157H176ZM183 158H184L183 160H185V161H188V160H189V159H188V160L185 159V157H183ZM207 158H208V157H207ZM215 158L218 159L217 156H216ZM237 158L235 157V158H233V159L237 160ZM24 159H23V161H25L26 164L30 163V162H28L27 160H24ZM30 159H31V158H30ZM35 159H37V158H35ZM35 159H34V160H35ZM42 159L45 160L46 158H42ZM55 159H56V158H55ZM55 159H54V161L57 162ZM90 159H91V157H90ZM160 159H161V156H160ZM177 159H178V158H177ZM180 159H182V158H180ZM217 159H216V160H217ZM263 159H264V158H263ZM21 160H22V159H21ZM48 160H49V159H48ZM95 160H96V159H95ZM161 160H162V159H161ZM191 160H192V158H191ZM193 160H194V159H193ZM198 160L200 161V159H198ZM201 160H203V159H201ZM211 160H212V158H211ZM240 160L242 161V159H240ZM240 160H238V162H239ZM251 160H252V158H250L248 161H250V163H251ZM31 161H32V160H31ZM49 161H50V160H49ZM52 161H53V159H52ZM173 161H174V159H173ZM195 161H196V159H195ZM203 161H206V160H203ZM209 161H210V159H209ZM212 161H213V160H212ZM220 161H221V160H220ZM248 161H247V162H248ZM255 161H256V160H255ZM260 161L262 162L263 160L261 159ZM260 161H259V162H260ZM15 162H16V161H15ZM50 162H51V161H50ZM188 162H190V161H188ZM191 162H192V161H191ZM218 162H219V160H218ZM228 162H230V159H229ZM253 162H254V161H253ZM261 162H260V164H261ZM16 163H17V162H16ZM32 163H33V161H32ZM32 163L29 164V165H30V166H31V165L34 166V164H32ZM34 163H36V162H34ZM57 163H58V162H57ZM129 163H130V162H129ZM165 163H166V162H165ZM193 163H194V162H192L193 168H194V166L198 167V166L195 164V163L198 164V161H196V162L194 163L195 165H194ZM220 163H223V160H222ZM230 163H231V162H230ZM233 163H234V161H233ZM257 163H258V162L254 163V164L256 165ZM14 164H15V163H14ZM17 164H18V163H17ZM26 164H25V165H26ZM105 164H106V163H105ZM105 164H103L104 167H105ZM204 164L206 165L205 162H204ZM209 164H210V163H209ZM209 164H208V165H209ZM217 164H218V163H217ZM217 164H216V165H217ZM223 164H224V163H223ZM226 164H227V163H226ZM247 164H248V163H247ZM251 164H252V163H251ZM12 165H13V163H12ZM15 165H16V164H15ZM18 165H19V164H18ZM103 165H100V166H102V168H103ZM162 165H163V164L161 163V164H160L161 168L163 167ZM175 165H176V164H175ZM186 165H187V164H186ZM189 165H190V164H189ZM189 165H188V166H189ZM198 165H199V164H198ZM201 165H202V167H204V166H203V163H202ZM208 165H206V166H208ZM13 166H14V165H13ZM33 166H31V167H33ZM176 166H177V165H176ZM199 166H200V165H199ZM206 166H205V168H206ZM210 166H211V165H210ZM210 166H208L209 169H211ZM212 166H213V165H212ZM221 166H222V165H221ZM221 166H219V164H218V166H214V167H215V168H216V167L219 168V167H221ZM227 166H228V168H229V164L226 165V170H227ZM230 166H232V164H230ZM250 166L252 167V165H249V167H250ZM259 166H260V165H259ZM14 167H15V166H14ZM22 167H23V166H22ZM90 167H91V166H90ZM107 167H108V166H107ZM200 167H201V166H200ZM202 167H201V168H202ZM234 167H236V166L234 165ZM239 167H241L240 162H239V166H238V164H237V167H236V168L240 169ZM16 168H17V166H16ZM27 168L30 169L29 166H27L26 169H27ZM63 168H64V167H63ZM125 168H126V167H125ZM173 168L175 169V167H173ZM255 168H256V167H255ZM20 169H21V165H20ZM22 169H23V168H22ZM32 169H33V168H32ZM68 169H69V168H68ZM106 169H107V168H106ZM186 169H188V168H186ZM191 169H192V166H191ZM213 169H214V168H213ZM216 169H217V168H216ZM216 169H215V170H216ZM250 169H251V168H250ZM12 170H13V169H12ZM23 170H24V169H23ZM23 170H22V171H23ZM45 170H46V169H45ZM101 170H102V169H101ZM123 170H124V168H123ZM175 170H177V169H175ZM181 170H182V169H180L179 172H180ZM18 171H19V170H18ZM18 171H17V173H15L14 170H13V172H14L15 174H17V175H18ZM35 171H36V170H35ZM103 171H104V169H103ZM103 171H102V172H103ZM155 171H156V170H155ZM183 171H186L187 174H186V173H185V174L188 175V172H187L188 170H184V169H183ZM194 171H195V170H194ZM194 171L192 170V172H194ZM221 171H223V170H221ZM253 171H254V169H253ZM255 171H256V170H255ZM255 171H254V173H255ZM262 171H264V170H262ZM23 172L25 173L26 170L23 171ZM28 172H29V171H27L26 174H27ZM115 172H118V171H116V169H115ZM125 172H126V169H125ZM125 172H124V173H125ZM151 172H152V171H151ZM151 172H150V173H151ZM189 172H190V170H189ZM210 172H211V171H210ZM224 172H225V171H224ZM227 172H228V171H227ZM227 172H226V173H227ZM229 172H230V170H229ZM239 172H240V171H239ZM260 172H261V171H260ZM260 172H259V173H260ZM86 173H88V172L86 171ZM109 173H110V171H109ZM111 173H114V172L111 171ZM213 173H215V172H213ZM213 173H209V175H210V174H213ZM236 173H237V172H236ZM259 173L256 172V176H257V174L259 175ZM262 173H264V172H262ZM28 174H29V173H28ZM39 174H40V172H39ZM49 174H51V173H49ZM88 174H90V172H89ZM128 174H130V172H129ZM128 174H127V175H128ZM141 174H142V173H140V175H141ZM185 174H184V175H185ZM190 174H192V173H190ZM190 174H189V175H190ZM197 174H198V173H197ZM197 174H194V173H193V176L196 177ZM227 174H228V173H227ZM17 175H15V177H17ZM21 175H22V173L20 174V176H21ZM101 175H105V176H107L106 171H105V174H101ZM149 175H150V174H149ZM149 175H148V176H149ZM182 175H183V174H182ZM186 175H185L184 178H187ZM213 175H214V174H213ZM217 175H218V173H217ZM224 175H225V174H224ZM228 175H229V174H228ZM237 175H238V174H237ZM20 176H19V177H20ZM25 176H26V175H25ZM28 176H29V175H28ZM44 176H46V174H45ZM51 176H52V174H51ZM53 176H55V174H54ZM53 176H52V178H53ZM76 176H77V175H76ZM76 176H75V177H76ZM109 176H110V175H109ZM113 176L117 178V176H115V175H113ZM226 176H227V175H226ZM6 177H7V175H6ZM36 177H37V176H36ZM110 177H111V176H110ZM150 177H151V176H150ZM182 177H183V176H182ZM229 177H230V176H229ZM239 177H241V175H239ZM22 178H23V177H21V179H22ZM34 178H35V176H34ZM71 178L73 179L72 175H71ZM112 178H113V177H112ZM144 178H145V177H144ZM144 178H142V179H144ZM151 178H152V177H151ZM178 178H179V175H178ZM184 178H182V179H178V180H180V181L182 180V183H183V180H185ZM189 178H192V177L189 176L186 180H187V183H189V185H190V182H191V181H190ZM196 178H197V177H196ZM196 178H194V179L196 180ZM205 178H207V176H205L204 179H205ZM208 178H209V177H208ZM214 178H215V177H214ZM258 178L261 179V178H262V175H261V178H260L259 176H258ZM28 179H30V178H28ZM38 179H39V178H38ZM43 179H46V177L43 178ZM58 179H61V178H58ZM65 179H66V178H65ZM65 179H64V182H65ZM113 179H114V178H113ZM119 179H120V178H119ZM119 179H118V180H119ZM165 179H166V178H165ZM188 179H189L190 182H188ZM192 179H193V178H192ZM240 179H241V178H239V180H240ZM7 180H8V179H7ZM16 180H18V179L16 178ZM22 180H23V179H22ZM41 180H42V179H41ZM46 180H47V179H46ZM56 180H57V179H55V181H56ZM68 180H69V179H68ZM68 180H67V182H68ZM73 180H74V179H73ZM76 180H80V179H77V177H76ZM115 180H116V179H115ZM146 180H147V179H146ZM195 180H194V181H195ZM198 180H199V179H198ZM207 180H208V179H207ZM224 180L226 181V178H225ZM224 180L222 181V184H226V183L224 182ZM231 180H232V179H231ZM249 180H250V179H249ZM37 181H38V180H37ZM43 181H44V180H43ZM58 181H59V180H58ZM70 181H71V180H70ZM80 181H81V180H80ZM108 181H109V179L107 178V181H106V182H108ZM180 181H179V183H181ZM205 181H206V180H205ZM209 181H210V180H209ZM219 181H220V180H219ZM228 181H230V179H229ZM241 181H242V180H241ZM256 181H257V179H256ZM259 181H260V180H259ZM4 182H5V180H4ZM59 182H61V181H59ZM64 182H63V183H64ZM67 182H66V183H67ZM115 182H118V181H115ZM122 182H123V180H122ZM136 182H137V181H136ZM138 182H139V181H138ZM140 182H142V181H140ZM174 182H175V181H174ZM199 182H201V181L199 180ZM202 182H203V183H201V186L204 185V184L206 185V183H205L204 181H202ZM216 182H217V181H216ZM216 182H215V183H216ZM223 182H224V183H223ZM226 182H227V181H226ZM242 182H243V181H242ZM242 182H241V183H242ZM5 183H6V182H5ZM25 183H26V181H25ZM41 183H42V182H41ZM45 183H46V182H45ZM48 183H49V182H48ZM66 183H65V184H66ZM68 183H69V182H68ZM68 183H67V184H68ZM70 183H72V182H70ZM77 183H79V182H77ZM80 183H81V182H80ZM108 183H110V182H108ZM111 183L114 184V182H112V181H111ZM148 183H149V182H148ZM191 183H192V182H191ZM209 183H211V182H209ZM209 183H208V185H209ZM220 183H221V182H219V184H220ZM228 183H230V182H228ZM231 183H232V182H231ZM250 183H251V181H250ZM254 183H255V181H254ZM258 183H259V182H258ZM260 183H261V182H260ZM17 184H18V182H17ZM30 184H31V183H30ZM30 184H29V185H30ZM55 184H57V181H56ZM93 184H94V183H93ZM93 184H92V185H93ZM106 184H107V183H106ZM118 184H119V183H118ZM118 184H117V185H118ZM154 184H156V183H154ZM195 184H196V183H195ZM195 184H194V188H195V187L197 188V185H195ZM251 184H252V183H251ZM261 184H263V183H261ZM261 184H260V185H261ZM6 185H7V184H6ZM19 185H21V184H19ZM22 185H24V184H22ZM22 185H21V188H22ZM25 185H26V184H25ZM35 185H36V184H35ZM43 185H44V184H42V186H43ZM46 185H47V184H46ZM53 185H54V184H53ZM72 185H74V184L72 183L71 186H72ZM114 185H115V184H114ZM141 185H142V184H141ZM158 185H159V184H158ZM191 185H192V187H193V184H191ZM205 185H204V186H205ZM208 185H207V186H208ZM215 185H216V184H215ZM263 185H264V184H263ZM9 186H10V185H9ZM57 186H58V185H57ZM69 186H70V185H69ZM83 186L85 187L84 184H83ZM93 186H94V185H93ZM119 186H120V185H119ZM207 186H205V187L202 186V187H203V189H204V188H206ZM224 186H226V185H224ZM224 186L222 187V189L227 190L226 188H224ZM240 186H241V185H240ZM240 186H239V187H240ZM258 186H259V185H258ZM6 187H7V186H6ZM18 187H19V186H18ZM38 187H39V186H38ZM40 187H41V186H40ZM40 187H39V188H40ZM43 187H44V186H43ZM54 187L56 188V186H54ZM91 187H92V186H91ZM152 187H153V185H152ZM217 187H218V186H217ZM251 187H252V186H251ZM28 188H29L28 190H30V188H32V187L29 186ZM35 188H36V187H35ZM77 188H79V186H77ZM147 188H148V187H147ZM156 188H157V187H155L152 191H154ZM189 188H190V187H189ZM213 188H214V187H213ZM230 188L232 189V187H230ZM233 188H234V187H233ZM256 188H257V187H256ZM258 188H259V187H258ZM258 188H257V194H258V191H260V188H259V190H258ZM18 189L20 190V187H19ZM36 189H37V188H36ZM69 189H71V188L69 187ZM87 189H88V188H87ZM89 189H90V188H89ZM209 189H210V188H209ZM262 189H263V188H262ZM19 190H18V191H19ZM23 190H24V189H22L21 194L23 193ZM31 190H32V189H31ZM37 190H38V189H37ZM52 190H53V189H52ZM61 190H62V189H61ZM75 190H76V189H75ZM156 190H158V188H157ZM48 191H49V190L47 189V195L49 194ZM87 191H88V190H87ZM143 191H145V189H144ZM143 191H142V194H143V195H144V193L147 194V192H148V191H147V192H146V191L143 192ZM192 191H197V189H196V190L193 189ZM198 191H199V189H198ZM205 191H206V190H205ZM207 191H208V193H209L211 190L209 191V190L207 189ZM207 191H206V192H207ZM216 191H218V190H215V194H216ZM220 191H221V190H220ZM229 191H230V190H229ZM30 192H31V191H30ZM60 192H62V191H60ZM60 192H59V193H60ZM66 192L68 193L69 190H68V191L66 190ZM81 192H82V191H81ZM154 192H156V191H154ZM178 192H179V190H178ZM189 192H190V194H193V193H191L190 190H189ZM206 192H205V194H206ZM226 192H228V191H226ZM261 192H262V191H261ZM24 193H25V194H24V197H25L26 192L24 191ZM50 193H51V192H50ZM74 193H75V192H74ZM77 193H79V192H77ZM180 193H181V192H180ZM211 193H212V192H211ZM211 193H210V195L213 196V194H211ZM228 193H229V192H228ZM230 193L232 194L233 192H230ZM230 193H229V194H230ZM15 194H16V193H15ZM21 194H19V195H21ZM28 194H29V193H28ZM31 194H32V192H31ZM90 194L92 195V193H90ZM96 194L98 195V193H96ZM148 194H149V192H148ZM151 194H153V197H155V193H151ZM158 194H159V193H157V195H158ZM160 194H161V193H160ZM203 194H204V193H203ZM203 194L198 193V195H202V197H203L202 200H204V196H203ZM226 194H227V193H226ZM226 194H225V195H226ZM233 194H234V193H233ZM32 195H33V194H32ZM43 195H44V193H43ZM56 195H57V194H56ZM68 195H69V194H68ZM68 195H67V196H68ZM73 195H74V194H73ZM157 195H156V196H157ZM179 195H180V194H179ZM183 195H184V194L182 193V196H183ZM259 195H260V194H259ZM27 196H28V195H27ZM36 196H37V195H36ZM51 196H52V195H51ZM99 196H101V194H100ZM99 196H96V197L98 198ZM148 196H149V195H148ZM160 196H161V195H160ZM184 196H185V195H184ZM184 196H183L182 199H184ZM195 196H196V195H195ZM217 196H218V195H217ZM244 196H245V195H244ZM244 196H243V197H244ZM18 197H19V196H17V198H18ZM22 197H23V196H22ZM31 197H32V196H30V198H31ZM150 197H151V196H150ZM153 197H152L151 199H153V200L155 201L156 199L153 198ZM175 197L177 198V195H176ZM175 197H174V198H175ZM180 197H181V196H180ZM180 197H179V199H180ZM185 197H187V198H185V199H191L192 195H190V197H189V195H188V196L186 195ZM188 197H189V198H188ZM229 197H231V196H229ZM5 198H6V197H5ZM27 198H28V197H26L24 200H27ZM33 198H34V197H33ZM69 198H70V197H69ZM73 198H74V197H73ZM112 198H113V197H112ZM197 198H199V196H198ZM200 198H201V197H200ZM214 198H215V195H214ZM226 198H227V197H226ZM237 198H238V197H237ZM42 199H44V198H42ZM52 199H53V196H52L51 198H49V200H48L49 203H50V201H51ZM83 199H84V197H83ZM87 199H88V198H87ZM87 199H86V201H87ZM98 199H99V198H98ZM105 199H106V198H105ZM157 199H160V198L157 197ZM182 199H180V203L178 202L179 205L181 204ZM205 199H206V197H205ZM227 199H228V198H227ZM233 199H235V198H233ZM233 199H232V200H233ZM238 199H239V198H238ZM15 200H16V199H15ZM19 200H20V199H19ZM28 200H29V199H28ZM69 200H70V199H69ZM75 200H76V199H75ZM77 200H79V199H77ZM88 200H89V199H88ZM193 200H195L194 197H193ZM198 200H200V199H198ZM198 200H197V201H198ZM212 200H213V199H212ZM214 200H215V199H214ZM228 200H230V199H228ZM228 200H227V201H228ZM239 200H240V199H239ZM242 200H243V199H242ZM242 200H241V202H242ZM248 200H249V199H248ZM250 200H251V197H250ZM253 200H256V199H253ZM260 200H261V195H260ZM260 200H259V201H260ZM31 201L33 202L32 199H31ZM31 201H30V202H31ZM42 201H43V200H42ZM42 201H41V202H42ZM48 201H47V202H48ZM52 201H53V200H52ZM148 201H149V202H152V200H151V201L148 200ZM156 201L158 202V200H156ZM215 201H217V200H215ZM227 201H226V202H227ZM1 202H4V204H2L3 207H4V205L6 206V204H5V200H4V201H1ZM24 202H25V201H24ZM26 202L28 203V201H26ZM30 202H29V204H30ZM43 202H44V201H43ZM117 202H118V201H117ZM149 202H148V204H149ZM173 202H174V201H173ZM176 202H177V201H176ZM176 202H175V204H177ZM195 202H196V201H195ZM195 202H193V203H195ZM200 202H201V200H200ZM217 202H222V201H217ZM223 202H224V201H223ZM228 202H230V201H228ZM231 202H233V201H231ZM231 202H230V203H231ZM238 202H239V201H237V204H238ZM6 203H7V202H6ZM27 203H23V205L26 204L27 209H29ZM33 203H34V202H33ZM45 203H46V202H45ZM139 203H140V202H138L137 205H138ZM153 203H154V202H153ZM153 203H152V204H153ZM197 203H199V202H197ZM234 203H235V202H234ZM234 203H233V206H235ZM249 203H250V202H249ZM38 204H39V203H38ZM40 204H41V203H40ZM91 204H92V203H91ZM155 204H156V202H155ZM172 204H174V203H172ZM172 204H171V205H172ZM220 204H221V203H220ZM224 204H225V202H224L223 205H221V206H223V208H224V206L226 205V207H225V209H226L227 206H228V204H225V205H224ZM23 205H20V207H22ZM45 205H48V203L44 204V206H45ZM52 205H53V203H52ZM54 205H55V204H54ZM86 205H88V203H86ZM89 205H90V204H89ZM179 205H178V207H179ZM204 205H205V204H204ZM263 205H264V202H263ZM32 206H33V204H32ZM36 206H37V204H36ZM39 206H40V205H39ZM39 206L37 207V208H38V211H39ZM93 206H94V204H93ZM104 206H105V205H103V207H104ZM114 206H115V205H114ZM133 206L136 207V204L133 205ZM133 206H132V207H133ZM139 206H141V204H139ZM150 206H151V205H150ZM173 206H174V205H173ZM175 206L177 207V205H175ZM213 206H217V207H218V205H214V204H213ZM29 207H31V206H29ZM47 207H48V206H47ZM56 207H59V206H56ZM56 207H55V209L57 210ZM73 207H74V206H73ZM84 207H85V205H84ZM84 207H83V208H84ZM88 207H89V206H88ZM132 207H131V208H132ZM183 207H184V206H182V208H183ZM210 207H211V206H210ZM236 207H237V205H236ZM249 207H250V204H249ZM249 207H248V208H249ZM258 207H259V206H258ZM44 208H45V207H44ZM44 208L42 209L43 212L46 211V209H44ZM50 208H51V205H50ZM50 208H49V209H50ZM60 208H62V207H60ZM68 208H69V207H68ZM131 208H130V209H131ZM147 208H148V206H147ZM156 208H157L156 206H155V208H154V206H153V209H154V210H156ZM158 208H159V205H158ZM172 208H173V207H172ZM203 208H205V207H202V209H203ZM218 208L220 209V207H218ZM232 208H233V207H232ZM232 208H231V209H232ZM5 209L7 210L8 208L5 207ZM30 209H33V207L30 208ZM35 209H36V208H35ZM47 209H48V208H47ZM86 209H87V208H86ZM88 209H89V208H88ZM90 209H91V210H90ZM90 209H89L90 212H92V209H93V208H90ZM115 209H116V208H114V210H115ZM132 209H134V208H132ZM135 209H136V208H135ZM135 209H134V210H135ZM137 209H138V206H137ZM137 209H136V210H137ZM176 209H177V208H176ZM185 209H187V208H185ZM192 209H193V208H192ZM238 209H239V207H238ZM16 210H17V209H16ZM51 210H52V208H51ZM59 210H60V209H59ZM63 210H64V209H63ZM68 210H69V209H68ZM95 210H96V209H95ZM114 210H112V211H110V212H111L112 214H114L115 211H116L117 209H116L115 211H114ZM178 210H179V209H178ZM181 210H182V209H180V211H181ZM196 210H198V209H196ZM204 210H205V209H204ZM204 210H202V211L204 212ZM220 210H222V207H221ZM226 210H230V209L227 208ZM234 210H235V209H234ZM246 210H249V209H246ZM253 210H255V208H253ZM9 211H10V209H9ZM25 211H26V207H25ZM47 211H49V210H47ZM54 211H55V210H54ZM61 211H62V210H60V212H61ZM121 211H122V210H121ZM189 211H190V210H188V211L186 210V212H189ZM243 211H244V210H243ZM7 212H8V211H7ZM18 212H20V211H18ZM35 212H36V211H35ZM64 212H65V211H64ZM67 212H68V211H67ZM67 212H66L65 215H67ZM79 212H80V211H79ZM82 212H83V211H82ZM104 212L107 214L108 211H107V212L104 211ZM104 212H103V213H104ZM123 212H124V211H123ZM126 212H127V211H126ZM136 212H137V211H136ZM154 212H156V211H154ZM169 212H171V211L169 210L168 213H169ZM178 212H179V211H177V213H178ZM199 212H201V211H199ZM218 212H220V211H218ZM245 212H247V211H245ZM251 212H253V211H251V208H250V212H249V213H251ZM1 213H2V212H1ZM46 213H47V212H45V214H46ZM70 213H71V211H70ZM93 213H95L94 210H93ZM96 213L98 214V211H97ZM101 213H102V212H101ZM103 213H102V214H103ZM117 213H119V212H117ZM156 213H157V212H156ZM171 213H173V212H171ZM179 213H181V212H179ZM182 213L184 214V211H182ZM189 213L191 214V212H189ZM220 213H221V212H220ZM225 213H226V212H223L222 214L224 215ZM227 213H230V212H227ZM243 213H244V212H243ZM249 213H247V214H249ZM45 214H44V215H45ZM59 214H61V213H59ZM62 214H64V213H62ZM62 214H61V216H62ZM68 214H69V213H68ZM72 214H73V213H71L70 215H72ZM83 214H84V213H83ZM89 214H90V213H89ZM91 214H92V213H91ZM97 214H96V215H97ZM115 214H116V213H115ZM211 214H212V213H211ZM217 214H218V215H217V219H216V216H215V220H216V221H217V220L219 221V219H220V215H219V213H217ZM233 214H234V213H232V215H233ZM244 214H245V213H244ZM247 214H245V215H247ZM251 214H252V213H251ZM256 214H257V213H256ZM258 214H259V213H258ZM57 215H58V210H57ZM70 215L67 216L66 218L70 217ZM96 215H95V217H93V218H96ZM103 215H104V214H103ZM123 215H125V213H124ZM137 215H138V214H137ZM152 215H153V213H152ZM154 215H155V213H154ZM166 215H168V214H166ZM175 215H176V213H175ZM200 215H201V214H200ZM263 215H264V214H263ZM39 216H40V215H39ZM111 216H112V215H111ZM163 216H164V215H163V213H162V217H163ZM181 216H182V215H181ZM190 216H191V215H189V217H190ZM195 216H196V215H195ZM198 216H199V215L196 216L197 219H199ZM210 216H211V215H210ZM258 216H259V215H258ZM260 216H261V215H260ZM49 217H50V216H49ZM77 217H80V216H77ZM98 217H99V216H98ZM118 217H119V216H118ZM118 217H117V218H118ZM152 217H153V218H152L151 220H153L155 216H152ZM169 217H172V216L169 215L168 218H169ZM178 217H179V216H178ZM192 217H193V215H192ZM222 217H223V216H222ZM222 217H221V219H222ZM246 217H247V216H246ZM246 217H244V218H246ZM89 218H91V215H90ZM101 218H102V215H101ZM101 218L99 217L100 220H101ZM120 218H121V216L119 217V219H120ZM123 218H124V216H123ZM164 218H165V216H164ZM207 218H209V217H207ZM223 218L226 219V220L228 219V217L225 218V215H224ZM239 218H240V216H239ZM248 218H249V217H248ZM5 219H6V218H5ZM47 219H48V218H47ZM104 219H105V218H104ZM112 219H113V218H111V220H112ZM126 219H127V218H126ZM126 219H125V221H126ZM173 219H174V218H173ZM191 219H192V218H191ZM232 219L236 220L237 217L234 215V218H232ZM257 219H259V220L261 221L260 218H257ZM257 219H255V221H256ZM9 220H10V219H9ZM59 220H60V218H59ZM86 220H88V219L86 218ZM90 220H91V222L93 221V219H90ZM96 220H97V219H96ZM96 220H94V221H96ZM120 220H121V219H120ZM120 220H119V222H121ZM127 220H129V219H127ZM168 220H169V219H168ZM174 220H175V219H174ZM193 220H196V219H193ZM209 220H210V219H209ZM226 220H225V221H226ZM234 220H233V221H234ZM251 220L253 221L252 217H251ZM1 221H2V218H1ZM5 221H7V220H5ZM53 221H54V220H53ZM57 221H58V220H57ZM74 221H75V220H74ZM137 221H138V220H136V222H137ZM228 221H230V219H228ZM10 222H12V219H11ZM10 222H6V224H7V223L9 224ZM75 222H76V221H75ZM91 222H90V223H91ZM129 222H130V221H129ZM207 222H208V221H207ZM221 222H222V220H220V222H219V225H220V226H221ZM246 222H247V221H246ZM248 222H249V221H248ZM263 222H264V221H263ZM14 223H15V222H14ZM21 223H23V222H21ZM61 223H62V220H61ZM71 223H72V220H71ZM86 223H87V222H86ZM94 223H95V222H94ZM138 223H139V222H138ZM175 223H178L177 220H176ZM199 223H200V222H199ZM213 223H214V221H213ZM249 223H250V222H249ZM0 224H5V223H3V221H2ZM72 224H73V223H72ZM99 224H100V223H99ZM99 224H98V225H99ZM117 224L119 225V223H117ZM128 224H129V223H128ZM136 224H137V223H136ZM136 224H135V226H137ZM206 224L208 225V223H206ZM215 224H216V223H215ZM244 224H245V222H244ZM9 225H10V227H11V224H9ZM9 225H7V227H9ZM14 225H15V224H14ZM18 225H19V224H18ZM23 225H24V224H23ZM39 225H41V222L39 223ZM92 225H94V224L92 223ZM95 225H96V223H95ZM118 225H117V226H118ZM175 225H176V224H175ZM178 225H179V224H178ZM209 225H210V224H209ZM216 225H218V224H216ZM216 225H215V226H216ZM219 225H218V226H219ZM231 225H232V224H231ZM231 225H230V226H231ZM239 225H240V224H239ZM239 225H238V226H239ZM12 226H13V225H12ZM27 226H28V225H27ZM33 226H34V228H35V225H33ZM86 226H88V223L86 224ZM89 226H91V224H90ZM128 226H129V225H128ZM179 226H180V225H179ZM185 226H186V225H185ZM185 226H184V227H185ZM218 226H216V228H217ZM222 226H223V225H222ZM230 226H229V227H230ZM233 226H234V225H233ZM233 226H232L231 228H233ZM240 226H241V225H240ZM240 226H239V227H240ZM2 227H3V225L1 226V228H2ZM4 227H6V225H5ZM4 227H3V228H4ZM7 227H6V229H7L6 231L3 230V231H5L4 233H5L6 235H8V234L6 233V232H8V228H7ZM28 227H30V226H28ZM41 227H42V226H41ZM41 227H40V228H41ZM46 227H47V226H46ZM93 227H95V226H93ZM96 227H97V225H96ZM99 227H100V226H99ZM125 227H126V226H125ZM176 227H177V225H176ZM184 227L181 226V229L183 228V230H181V231H184V232H185V230H187V229L184 230ZM204 227H205V229L207 228V230H208V226H207V227L204 226ZM224 227H226V226H223V228H224ZM236 227H237V226H236ZM243 227H244V226H243V224H242V228H243ZM245 227H246V225H245ZM1 228H0V229H1ZM13 228H14V227H13ZM18 228H19V227H18ZM22 228H23V227H22ZM32 228H33V227H32ZM34 228H33V229H34ZM40 228H39V229H40ZM86 228H87V227H86ZM209 228H210V227H209ZM211 228H212V227H211ZM223 228H222V231H221V228H220V232H222V233L224 234V232H223ZM10 229H11V228H10ZM27 229H28V228H27ZM35 229H37V228H35ZM41 229H42V231L44 230V228H41ZM178 229H180V227H179ZM202 229H204V228L202 227ZM217 229H218V228H217ZM228 229H230V228H228ZM1 230H2V229H1ZM14 230H15V228H14ZM21 230H22V229H21ZM31 230H32V229H31ZM188 230H189V229H188ZM199 230H200V229H199ZM209 230H210V229H209ZM212 230H213V229H212ZM12 231H13V229H12ZM27 231H28V230H27ZM42 231H41V232H42ZM178 231H179V230H178ZM178 231H177V232H178ZM231 231H232V230H231ZM84 232H85V228H84ZM109 232H110V231H109ZM122 232H123V231H122ZM188 232H190V231H188ZM216 232H217V231H216ZM218 232H219V231H218ZM220 232H219V233H220ZM225 232H227V231H225ZM19 233L22 234V232H20V231H19ZM27 233H31L30 230H29V232H27ZM32 233H33V232H32ZM43 233H44V232H43ZM110 233H111V232H110ZM110 233H108V234H110ZM191 233H192V232H191ZM191 233H189L188 235H190ZM197 233H198L199 235L202 234L201 232H200V233L197 232ZM203 233H204V232H203ZM219 233H218V234H219ZM222 233H221V234H222ZM245 233H246V232H245ZM38 234H39V233H38ZM38 234H37V235L35 234V235L38 237ZM41 234H42V233H41ZM88 234H89V232H88ZM112 234H113V233H112ZM117 234H118V232H117ZM122 234H123V233H122ZM184 234H185V233H184ZM204 234H205V233H204ZM212 234H213V233H212ZM231 234H233V233H231ZM234 234H236V233H234ZM237 234H238V233H237ZM241 234H242V233H241ZM22 235H23V234H22ZM42 235H43V234H42ZM44 235H46V234L44 233ZM44 235H43V237H44ZM219 235H220V234H219ZM228 235H229V234H228ZM228 235H226V236H228ZM246 235H247V233H246ZM251 235H252V234H251ZM26 236H27V235H26ZM58 236H60V234H59ZM123 236H124V235H123ZM175 236H176V235H175ZM179 236H180V232H179V235H178V239H179ZM181 236H182V234H181ZM208 236H209V235H208ZM220 236H221V235H220ZM240 236L243 237L244 235H240ZM240 236H239V237L235 236L234 239L240 238ZM247 236H248V235H247ZM6 237H8V236H6ZM61 237H62V236H60V237H58V238H61ZM74 237H75V236H74ZM112 237H113V236H112ZM121 237H122V235H121ZM126 237H127V236H126ZM197 237H198V239H199V236H195V238H194V237H193V238L196 239ZM206 237H207V236H206ZM212 237L214 238V236H212ZM212 237H209L208 240H209L210 238H212ZM223 237H224V236H223ZM244 237H245V236H244ZM248 237H249V236H248ZM248 237H247V239L250 240L251 237H249V238H248ZM44 238H45V237H44ZM176 238H177V236H176ZM188 238L190 239V238H192V236H190V237L188 236ZM12 239L15 240L14 237H12ZM12 239H11V241H12ZM29 239H30V238H29ZM48 239H49V238H48ZM52 239H53V238H52ZM77 239H79V238H77ZM122 239H124V237H123ZM198 239H197V241H198ZM201 239H202V237H201ZM205 239H206L205 237H204V239H202V240H203V243H205V242H204ZM215 239H216V237H215ZM217 239H218V238H217ZM254 239L257 240V239L255 238V235H254ZM263 239H264V236H263V238H262V243H263V241H264ZM27 240H28V238H27ZM27 240H26V241H27ZM38 240H39V239H38ZM45 240L47 241V238H46ZM73 240H74V239H73ZM118 240H119V238H118ZM125 240H126V239H125ZM125 240H124V241H125ZM159 240H161V238H160ZM170 240H171V242H170V241H169V242H170V243H173V242H172L173 239H170ZM192 240H193V239H192ZM206 240H207V239H206ZM229 240H232V239H229ZM244 240H245V239H244ZM28 241H30V240H28ZM33 241H35V240H33ZM33 241H32L31 243H33ZM40 241H42V240L40 239ZM52 241H53V240H52ZM69 241H71V238H70ZM75 241H76V238H75L74 242H75ZM121 241H123V240H121ZM143 241H144V240H143ZM199 241H200V240H199ZM219 241H220V240H219ZM219 241H217V242H219ZM235 241H236V240H235ZM235 241H233V244H231V242H228V243H230L231 246H232V245H234V242H235ZM238 241H239V240H238ZM238 241H237V242H238ZM250 241H251V240H250ZM9 242H10V241H9ZM43 242H44V241H43ZM48 242H49V241H48ZM50 242H51V241H50ZM53 242H54V241H53ZM105 242H106V241H105ZM129 242H130V241H129ZM166 242H167V241H166ZM179 242H180V241H179ZM221 242H222V240H221ZM11 243H12V242H11ZM14 243H15V242H13V244H14ZM44 243L46 244V242H44ZM57 243H58V241H57ZM69 243H70V242H68L67 247L69 246ZM80 243H81V242H80ZM106 243H107V242H106ZM162 243H163V245H164V242H162ZM162 243H161V245H162ZM167 243H168V242H167ZM167 243H165V244L167 245ZM201 243H202V242H201ZM201 243H199V244H201ZM206 243H209V242H206ZM219 243H220V242H219ZM228 243H227V245H229ZM257 243L260 244V242H258V241H257ZM37 244H38V243H37ZM37 244H36V245H37ZM45 244H44V245H45ZM47 244L50 245L51 243H47ZM47 244H46V246H47ZM75 244H76V242H75ZM75 244H74V245H75ZM142 244H143V243H142ZM158 244L160 245V242H158ZM178 244H179V243H177V245H178ZM196 244H197V242H196ZM212 244H213V243H212ZM237 244H238V243H237ZM244 244H245V243H244ZM38 245H39V244H38ZM38 245H37V246H33V245H32V246H33V247H36L37 249H39L40 246H41V244L39 245V247H38ZM59 245H60V244H59ZM123 245H124V243H123ZM154 245H155V243H154ZM177 245H176V243H175V246H177ZM203 245H204V244H203ZM227 245H225V246L227 247ZM242 245H243V243H242ZM251 245H253V243H252ZM263 245H264V243L262 244V246H263ZM51 246H52V245H51ZM51 246H50V247H51ZM71 246H72V244H71ZM71 246H70V248H71ZM91 246H92V245H91ZM91 246H90V247H91ZM93 246H95V245H93ZM93 246H92V247H93ZM126 246H127V244H126ZM157 246H158V245H157ZM164 246H165V245H164ZM173 246H174V245H173ZM205 246H207V244H206ZM236 246H237V245H236ZM262 246H260V247H262ZM12 247H14V246H12ZM58 247H59V246H58ZM96 247H97V246H96ZM112 247L114 248V246H112ZM154 247H155V246H154ZM161 247H162V246H161ZM166 247H167V246H166ZM166 247H165V248H166ZM199 247H200V250H202V251H204L203 248H206V247H204V246H203V248H201L202 246H199ZM214 247H215V246H214ZM214 247H213V248H214ZM221 247H222V245H221ZM221 247H220V245H219V249H221ZM226 247H225V248H226ZM256 247H257V245H256ZM76 248H77V247H75V249H76ZM165 248H162V249L164 250ZM173 248H174V247H173ZM173 248L171 247V249H173ZM179 248H180V247L178 246L177 250H178ZM209 248H210V247H209ZM209 248H206V249H207V252L210 250ZM236 248H237V247H236ZM239 248H241V246H240ZM239 248H238V249H239ZM242 248H243V247H242ZM47 249H48V248H47ZM51 249H52V247H51ZM75 249H74L73 251H75ZM77 249H79V248H77ZM128 249H129V252H130L131 254H129V253L127 252ZM128 249L126 250V254H129V255H127V256H128L127 258H129V256H130L129 259H130V261H131V259H132V258H131V255H132L133 253H135V252H136L135 254H137V250H135V252H132V251H130V250H131L130 248H128ZM135 249H137V248H135ZM156 249H157V248H156ZM162 249L159 248V249H157V251L159 250V251L161 252ZM174 249H176V248H174ZM206 249H205V250H206ZM208 249H209V250H208ZM230 249H231V248H230ZM12 250H14V249H12ZM44 250H45V251H43V250H40V251H42L43 253H45V252L48 251V250H46V248H44ZM55 250H59V248H57V249H55ZM111 250H112V249H111ZM217 250H218V248L216 249V252H217ZM14 251H15V250H14ZM112 251H114V250H112ZM157 251H156V253H157ZM56 252H57V251H56ZM97 252H98V251H97ZM103 252H104V251H103ZM117 252H118V251H117ZM213 252H214V251H213ZM220 252H221V251H220ZM242 252H243V251H242ZM249 252H250V251H249ZM252 252H256V251L254 250V251H252ZM93 253H94V252H93ZM142 253H143V251H142ZM142 253H141V254H142ZM161 253H162V252H161ZM170 253H171V252H170ZM203 253H204V252H202V254H203ZM258 253H259V252H258ZM49 254H50V253H49ZM51 254H53V252H52ZM102 254H103V253H101V255H102ZM111 254H113V253L111 252ZM118 254H119V252H118ZM135 254H133V255L135 256ZM205 254H208V253L205 252ZM237 254H240V253H237ZM243 254H244V253H243ZM259 254H260V253H259ZM94 255H95V254H94ZM98 255H99V253H98ZM98 255L96 254V257H99ZM124 255H125V254H124ZM181 255H182V254H181ZM216 255H217V254H216ZM216 255H215V256H216ZM218 255H219V254H218ZM218 255H217V256H218ZM240 255H241V254H240ZM253 255H256V254L253 253ZM56 256H57V254H56ZM210 256H212V255H210ZM210 256H209V259H210ZM213 256H214V255H213ZM215 256H214V257H215ZM220 256H221V254H220ZM237 256H238V255H237ZM94 257H95V256H94ZM114 257H115V255H114ZM117 257H118V255H117ZM132 257H133V256H132ZM135 257L137 258V255H136ZM138 257H139V255H138ZM144 257H145V256H144ZM176 257H177V256H176ZM176 257H175V258H176ZM179 257H181V256L179 255ZM200 257H202V256L200 255ZM241 257H242V256H241ZM243 257H245V256L243 255ZM257 257H259V256H257ZM81 258H82V257H81ZM108 258H109V257H108ZM122 258H123V259H122ZM122 258H120V260L124 261L123 263H125V260H127V258H124V257H122ZM177 258H178V257H177ZM181 258H182V257H181ZM202 258L204 259V257H202ZM205 258H206V256H205ZM207 258H208V257H207ZM235 258H236V256H235ZM140 259H143V258L141 257ZM144 259H145V258H144ZM150 259L154 260L155 257H152V258L150 257ZM178 259H179L180 262L182 261V260H180V258H178ZM190 259H191V258H190ZM198 259H199V258H198ZM211 259H212V258H211ZM211 259H210V260H211ZM233 259H234V257H233ZM242 259H243V258H242ZM74 260H76V259L74 258ZM80 260H81V259H80ZM95 260H96V259H95ZM110 260H111V259H109V262L112 261V262H114V263H112V264H116L115 261H116L117 259H112L111 261H110ZM114 260H115V261H114ZM120 260H119V262H120ZM184 260H185V259L183 258L182 263L184 262ZM199 260H200V259H199ZM239 260H240V259H239ZM122 261H121V263H122ZM127 261H128V260H127ZM134 261H135V260H134ZM134 261H133V262H134ZM145 261H146V260H145ZM160 261H161V260H160ZM163 261H164V260H163ZM234 261H237V260H234ZM5 262H6V261H5ZM41 262H42V261H41ZM75 262H76V261H74V263H75ZM104 262H105V261H104ZM106 262H107V261H106ZM109 262H108V264H110ZM119 262H118V263H119ZM136 262H137V260H136ZM138 262H140V264L142 263L140 260H139ZM143 262H144V261H143ZM197 262H199V261H197ZM238 262H239V261H238ZM101 263H102V262H101ZM123 263H122V264H123ZM38 264H39V263H38ZM119 264H120V263H119ZM136 264H138V263H136ZM142 264H143V263H142ZM146 264H147V261H146ZM158 264H159V261H158ZM160 264H161V263H160ZM162 264H166V262H165V263H162ZM260 264H261V263H260Z\"/></svg>", "mask_w": 264, "mask_h": 264}]
</instances>
